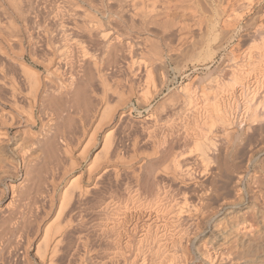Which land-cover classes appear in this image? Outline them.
Masks as SVG:
<instances>
[{
    "label": "rangeland",
    "instance_id": "rangeland-1",
    "mask_svg": "<svg viewBox=\"0 0 264 264\" xmlns=\"http://www.w3.org/2000/svg\"><path fill=\"white\" fill-rule=\"evenodd\" d=\"M160 0H158V2H157V4H158V6L159 7H161V6H163L164 5V3L165 2H167V3H165V6H166V4H168L167 6V11H168V13H169V15H170V17H171V19H174L175 20V22L174 23H176V20H180V21H177L179 24L181 23V24H183V25H185V27L187 28H185V30H184V32L186 31V33L187 32H189L190 31V33L189 34H191V35H187L188 36V39H186V40H188V41H186V42H184V44H181V42H178L179 44H181V45H179V44H177L176 43V41L178 40V38L180 37L179 35H180V33L177 31V26L174 28V30L176 29V31L173 33L174 34V36H172V34L170 35V38H171V40H172V44L171 45H169L168 47H167V44H164V45H162L161 47H160V49L162 50H160V52H161V56H162V58L164 59V62H165V66H164V68L163 69H161L160 70V68L158 69L159 70V72L161 73V72H163L162 73V76H163V78L160 76V73L158 72V71H155L156 73L155 74H157V75H154L155 76V79H156V85L158 86V88H162L163 90L161 91V93H160V95L159 96H157L154 100H152V102L149 104V107L148 106H146V105H144L142 102V96H140V97H138L139 95H144V91H145V89L147 88V86H149V83H147V82H145V83H139L136 87H137V91L135 90L134 92L136 93V95H133L134 97H132V101H130L128 104L127 103H122L121 101V104H123L122 106L119 104V103H116V101H117V94L114 92V88L115 87H113L114 85H115V83H116V78H114L113 76H111V74H112V72H111V74L110 75H108V73H110V71L112 70V65H113V63H114V61L116 60V58H118V60H122V62L124 63V62H126V60H127V57H126V55H125V58H123L124 56H116L115 54H113L115 51H112V53H109V52H111V50L110 49H108L107 51H103V49H100L99 47H91V48H94L92 51H94V52H96L97 53V48L99 49L98 50V53H100L101 54V56H100V54H98L99 56V58H98V60H100L99 61V63L101 64H99L98 66L101 68V69H103L104 70V68H105V70H104V72H106V70H107V72H106V74L105 75H103L102 76V74H96L95 73V69L93 68L92 70H93V72H94V75H95V78L94 79H97V80H93V77H92V79L91 80H93V81H95V82H93V84H92V82L91 81H89V80H87L88 78H86V77H84V76H82L83 75V71H80V70H84L83 68H88V59H84V61L82 60L83 58L82 57H80L79 58V56H78V53H75L77 56H78V58L79 59H77V56L74 54V53H72L73 55H75V57H76V60H77V62L79 63L80 61L82 62H85V63H83L82 62V64H81V62H80V64H76L77 62H76V60H75V57L73 56V60H70L72 63H69V65H68V61L67 62H64L63 64H62V67L63 68H61V71L62 72H60L63 76H61L60 75V73H58V75H57V73L56 74H54V72H53V69H52V67H54V64H56V61L55 62H51V58H53V57H51L50 58V56H51V54H53L52 52H54L53 50L55 49V41H53V40H55V39H52L49 35V32H46L43 28H47L46 26H48L47 25V11H45V10H48V8L47 7H49V0H44V3L41 5L42 6V11H43V14L41 15V17H40V19H39V21L42 23V26L43 27H40L39 29H40V31L41 30H43V32L41 31H39V29H37V28H35V29H33L32 27L31 28H28V27H30L29 25L28 26H25L24 27V25L25 24H22L23 22L21 21V23H20V19L18 18V16L16 15V12H14V8L12 7V6H14V2L13 1H10L9 2V0H0V4H1V6H0V33H2V34H0V35H5V33H6V35H8V34H11V32H8V30H10L11 29V27H13V29H11V30H13V34H12V36L13 37H15V39L17 40H15L13 37H12V39H14V40H12L11 39V45H12V47L13 48H11V46L9 45V44H6L5 43V41L4 40H2L1 38H0V43H5V44H3L2 43V47H4V53H1L0 54V58L1 59H4V61L6 60V58L7 57H9L8 59H7V61L9 62H11V64H10V62L9 63H7L6 61H5V64H4V61L2 60L1 61V59H0V62L2 63L3 62V64L1 65V63H0V77L1 76H4V77H1L0 78V106H2L1 107V113L0 114H4V115H6L8 112V110H10L11 109V107H9L11 104L8 102V101H6V100H4V96L3 95H5V98L6 99H8V100H11V99H15L16 101H17V104H18V106H17V108H16V110L17 109H19L18 111H16L18 114H19V116L20 115H22V116H20V119H22L21 117H23V123L24 122H26V124L24 125V126H18V125H15V126H11V128L9 129V135H7V137H6V135H5V140H3L2 138H3V136L1 137L0 136V139H2L3 140V142L0 140V220L1 219H4L5 217H7L8 215H9V213L12 211V210H14L15 211V213H16V217L15 218H13L12 220H10L9 222H8V226L6 227H3V229L5 228V230L6 231H4L2 228L0 229V233L2 232V236H0V239H1V241H0V243H1V245L2 246H0V264H44L45 262V264H50V262H49V259L48 260H45L44 258H43V252H44V248L43 247H45V245H43L42 243V245L41 246H43V247H41L40 246V249L38 250V252L36 253V251H37V245H38V243L41 241L42 242V240L41 239H43L42 237H43V234H44V229L47 227H49V228H51V229H53V230H51V231H55L56 230V228H55V225L56 224H58V223H60L61 225H66L67 226V235L68 236H66V239L64 240V242H66V240H73V238H75L73 241H75L74 242V244L75 245H77L78 244V246H79V243H80V245H81V247H79L80 249H81V251H80V249H79V251H75L74 252V250L72 251V250H67L66 251V249H65V247H67L66 245H68L67 243L68 242H66L65 244H61V248H62V250H60L58 253H57V255L54 257V261L52 262V264H59L58 262H61L60 264H88L89 262H90V264H93V263H97V264H100V263H102V260H103V258L106 256V254L108 253V251L110 250V248H112V250L111 251H113V247L115 246V245H113V244H108L109 242H108V240H111V239H107V236H105V234H101V232L102 231H100V229L102 228L101 226H100V222L101 221H105V219H109L108 220V222H110L112 219L114 220V218H116V219H121V220H123V219H128L125 223L127 224V225H130L131 224V222L132 221H134L135 220V218H136V215H134V213L133 214H131L130 212L129 213H127V212H123L122 214H115L114 213V211H112V210H114L113 208H115V206H114V204L116 205V203L118 202V204L116 205V206H121V207H123L124 205V207H128L130 204H132V207H134V206H140V205H137V202H138V204H142L143 205V207L144 206H146V204H147V206L148 205H150V203L149 202H153L155 205L153 206V207H155V206H159V207H166V206H169L170 204L171 205H174V201H175V204H181L182 202L183 203H185L186 201H187V203H192L193 201H195L196 200V196H195V194L193 193V191H192V188L194 187L193 186V183H192V185H191V182H189V180H187L188 182H185V181H181L180 179L178 180V179H175V180H173V175L174 174H176L177 173V170L175 169V166L173 167V165H174V159L172 158L173 157V154H174V152H177V149L179 150L180 149V151L181 150H183V151H181V153H179L180 151H178V158L179 159H177L176 158V160H180V161H183V159L181 160V158H180V155L182 154V153H184V154H187L188 152H191L192 150L194 151L195 150V146H194V144H192V143H190V141H188V142H173V144L172 143H170L171 141H169L168 139L166 140L165 138H163L165 135L164 134H166V132L168 133V132H170V131H168L169 129H167V128H165L166 127V120H161V119H164L165 118V115H168L169 114V108H170V103H168V99L169 98H171L172 97V99H173V97L175 96V98H177V97H179V95H178V88H180V86L181 85H184V84H186L187 82H191L192 83V85H193V89L194 88H197V89H199V88H201L200 86H202L203 85V81L207 78V76L208 75H210V74H212V73H215V74H217L218 72H220L222 69H224L226 66H227V63H228V52L230 51V50H234V52L236 53V54H240L244 49H246V47H248L249 48V46L251 45H248L249 44V42L252 40L251 38H253L252 36H253V32H255V29H256V31L259 29V27H260V25L263 23L264 24V0H161L160 2H162V4L163 5H161V3L159 2ZM165 1V2H164ZM13 2V3H12ZM48 4H47V3ZM79 3V4H81V2L80 1H78V0H74L73 1V3ZM97 2H100L99 0L97 1ZM106 2V1H105ZM108 2V1H107ZM9 3H11V4H9ZM109 3H111V4H109ZM108 3V5H111L112 7H114L116 4H114V2L113 1H111V2H109ZM159 3H160V5H159ZM9 4V5H8ZM147 4H150V3H147ZM48 5V6H47ZM4 6H5V8H4ZM47 6V7H46ZM3 7V8H2ZM44 7H46V8H44ZM13 8V9H12ZM45 9V10H44ZM7 10V11H6ZM11 10H13L12 12H11ZM250 10V11H249ZM45 11V12H44ZM12 13V14H14V15H12V14H6V13ZM14 12V13H13ZM262 13V14H261ZM6 14V15H5ZM261 14V15H260ZM4 15H5V17H4ZM16 15V16H15ZM263 15V16H262ZM8 16V17H7ZM12 17V18H10V17ZM4 19H3V18ZM6 18H8V19H10V20H8V19H6ZM230 18V19H229ZM15 19V21H13ZM42 19V20H41ZM238 19V20H237ZM227 20V21H226ZM232 20V21H231ZM234 20V21H233ZM10 21V22H9ZM18 21V22H17ZM199 21H201V22H199ZM226 21V22H225ZM4 22V23H3ZM6 22V23H5ZM8 22V23H7ZM12 22H14L13 24L14 25H12L11 26V24H12ZM184 22V23H183ZM199 22V23H198ZM224 22V23H223ZM228 22V23H227ZM9 23H11V24H9ZM46 23V24H45ZM232 23V24H231ZM261 23V24H260ZM6 24H8V26L6 25ZM177 24V23H176ZM211 24V25H210ZM228 24H230V25H228ZM234 24V25H233ZM257 24V25H256ZM258 24H260V25H258ZM4 25L5 26H7V29L8 30H4L5 29V27H4ZM11 27H10V26ZM16 25V26H15ZM20 25V26H19ZM198 25H200L201 26V28L202 27H204V30H209V32H208V41L209 42H207V44L205 43L203 46H201V47H199V48H193V47H191V39H192V41L193 40H195V39H197L196 37H197V35H198V37H199V35H201L200 33H202V31H204L203 30V28L201 29ZM204 25V26H203ZM233 27H232V26ZM4 28H3V27ZM20 28H19V27ZM215 26V27H214ZM224 26H226V27H224ZM231 26V27H230ZM256 26V27H255ZM258 26V27H257ZM262 26V25H261ZM2 27V28H1ZM16 27L18 28L17 29V31L18 30H20V32L18 31V32H16V30H14V28L16 29ZM24 27V28H23ZM104 27H111L110 28V30L112 31V32H117V28H113L111 25L110 26H104ZM192 29H190V28ZM197 27V28H196ZM199 27V28H198ZM216 29V32H214V34L215 33H218V38H214V36H213V32H210V29L212 30V29ZM230 28V29H229ZM3 29V30H2ZM22 29V30H21ZM25 31H24V30ZM28 29L30 30V31H28ZM115 29H117V30H115ZM199 29V30H198ZM223 29H225V30H227V29H229L230 30V32L228 33V35H225L222 31H223ZM10 30V31H11ZM27 30V31H26ZM38 30V31H37ZM200 30H202V31H200ZM236 30V31H235ZM15 31V32H14ZM23 31V32H22ZM35 31V32H34ZM195 31V32H194ZM197 31H199V32H197ZM235 31V32H234ZM247 31V32H246ZM27 33V34H25V33ZM29 32L30 33H32L33 32V37L35 38V39H33L35 42L37 41H39V43H38V45L40 46L41 45V47H39L38 45H36L37 43H34L33 44V46L31 47V46H29V41H28V34H29ZM177 32L179 33V34H177ZM197 32V33H196ZM24 33V34H23ZM45 33H47V35L45 34ZM194 35H196V37L195 36H193V34ZM252 34V36H251V34ZM15 34H17L16 36L17 37H21L20 39H21V41H20V39L19 38H16V36H15ZM20 34H23V35H20ZM37 34H38V36H37ZM42 34V35H41ZM46 35V37H45V35ZM176 34V35H175ZM188 34V33H187ZM234 34H236V35H234ZM242 34V35H241ZM249 34V35H248ZM35 35V36H34ZM39 35L41 36V37H39ZM177 35H178V37H177ZM225 35V37L223 38V36ZM230 35H233L232 36V38H233V41H231V40H229V36ZM24 36H27V37H24ZM189 36H191V37H189ZM245 36H247V37H245ZM37 37L40 39H37ZM44 39H43V38ZM49 37L51 38V43H53V44H51L50 42H49ZM173 37V38H172ZM195 37V38H194ZM25 39V40H23V39ZM214 38V39H213ZM240 38V39H239ZM244 38V39H243ZM27 39V40H26ZM37 39V40H36ZM46 39V40H45ZM174 39V40H173ZM177 39V40H176ZM227 39V40H226ZM241 39H243V40H241ZM241 42H240V41ZM42 42V44H40L41 42ZM43 41H45V42H43ZM47 41V42H46ZM180 41V40H179ZM231 41V42H230ZM239 41V42H238ZM14 42V43H13ZM17 42H18V44H17ZM26 42H27V45H26ZM173 42H175L177 45H175V43H173ZM233 42V43H232ZM243 42V43H242ZM21 45H20V44ZM44 43H48L47 45L46 44H44ZM185 43H187V44H185ZM225 45H224V44ZM227 43V44H226ZM243 45H242V44ZM251 43V42H250ZM51 44V45H50ZM190 44V45H189ZM231 44V45H230ZM8 45V46H7ZM34 45H36L35 46V48H34ZM50 45V46H49ZM184 45V46H183ZM187 47H186V46ZM213 45V46H212ZM224 45V46H223ZM227 45V46H226ZM246 45V46H245ZM25 46V47H24ZM48 48H47V47ZM170 46H172V47H170ZM178 46V47H177ZM180 46V47H179ZM205 46V47H204ZM236 46V47H235ZM28 47H31V48H29L28 49ZM37 47V48H36ZM47 48V49H45V48ZM50 47V48H49ZM76 47L77 46H74V47H71V48H69V53L71 52V50H72V48L74 49V52H77V50L78 49H76ZM171 48V50H170V48ZM176 47H177V49H176ZM185 47V48H184ZM242 47V48H241ZM179 48V49H178ZM24 49H26V50H24ZM43 49V50H42ZM51 49V50H50ZM182 49V50H181ZM29 50V51H28ZM31 50V51H30ZM34 50V51H33ZM36 50V51H35ZM50 50V51H49ZM175 50V51H174ZM10 51V52H9ZM24 51V52H23ZM27 51V52H26ZM33 51V52H32ZM38 51V52H37ZM42 52V53H40V52ZM48 51V52H47ZM149 51V52H148ZM147 52L146 51H144L145 53H147V56H149V57H152L153 58V56L155 55L156 57H154L153 58V61L156 59V62H157V60H158V57H157V55L156 54H153L152 52H151V50H148ZM6 52V53H5ZM8 52V53H7ZM104 52V53H103ZM153 54V55H151L150 56V54L151 53ZM30 53H31V56H30ZM34 53H36V54H34ZM47 53V54H46ZM51 53V54H50ZM103 53V54H102ZM150 53V54H149ZM4 54H6V55H3ZM9 54V55H8ZM12 54V55H11ZM33 54V55H32ZM104 54H106V55H104ZM115 56H113V55ZM103 55V56H102ZM7 56V57H6ZM53 56V55H52ZM5 57V58H4ZM13 57V59H10V58H12ZM36 57V58H35ZM39 57H41V59H39ZM102 57V58H101ZM106 59H105V58ZM44 58V59H43ZM49 58V59H48ZM108 58V59H107ZM122 58V59H121ZM225 58H226V60H225ZM16 59V60H15ZM103 59H104V62L102 63V61H103ZM140 59H142L143 60V57L142 58H140ZM13 60H15V61H13ZM18 60H20V61H18ZM47 60H50V61H48L47 62ZM74 60H75V62H74ZM90 60V59H89ZM125 60V61H124ZM145 60V59H144ZM12 61H13V63H12ZM22 61V62H21ZM109 61H111V63L109 62ZM129 61V60H128ZM19 62H21L24 66H26L27 65V67H30V68H34L33 70L35 71V72H37V78H39L38 80H37V78L36 77H34V78H32V80H33V82H32V84L34 83V80H36V82L38 81H41L40 82V87L38 88V85H37V87H35V85L33 86L32 84L31 85H29L30 83H31V79L29 80V78H31V77H29L27 74H26V71H25V69H24V66L21 64V63H19ZM43 62V63H42ZM107 62H109L110 64H108ZM155 62V61H154ZM6 63H7V65L8 64H10V66L8 65V67H7V65H6ZM14 63H15V65H14ZM19 63V65H17ZM49 63H52V64H49ZM71 64L73 65L72 66V68L74 69V67H75V70H74V73H75V71H76V73L77 72H79L78 73V75L76 74V78L74 79V80H72V81H75V82H72L70 79H72L71 78V72L70 73H68L70 70H72L71 69ZM85 64V65H84ZM105 64H107V65H105ZM69 67H68V66ZM75 65H77V66H75ZM82 65V66H81ZM105 65V66H104ZM111 65V66H110ZM4 66H6L5 68H4V70H3V67ZM17 66H18V68H17ZM23 66V67H22ZM48 66V67H47ZM80 66H81V68H80ZM86 66V67H85ZM223 66V67H222ZM9 67H10V69H9ZM68 67V68H67ZM110 67H111V69H110ZM13 68V69H12ZM17 69V71H16V69ZM23 68V69H22ZM67 68V69H66ZM70 68V69H69ZM9 69V70H8ZM15 69V70H14ZM51 69H52V71H51ZM80 69V70H79ZM221 69V70H220ZM8 70V71H7ZM24 70V71H23ZM67 70H68V72H67ZM110 70V71H109ZM220 70V71H219ZM11 71V72H10ZM109 71V72H108ZM6 72V73H5ZM66 74H65V73ZM2 73V74H1ZM10 73V74H9ZM13 73H15V74H13ZM82 73V74H81ZM121 73V76H120V78L122 77H125V75H124V73L126 74V72H124V71H122V72H120ZM8 76H7V75ZM27 75V77H26V75ZM69 74V75H68ZM80 74H81V77H79L80 76ZM35 75V76H36ZM97 75H99L100 76V78H99V76H97ZM49 76V77H48ZM51 76V77H50ZM61 76V77H60ZM70 76V77H69ZM78 76V77H77ZM97 76V77H96ZM102 76V77H101ZM157 76V77H156ZM161 78H160V77ZM29 77V78H28ZM56 77V78H55ZM60 77V78H59ZM65 77H68V78H70L69 79V81L71 82H66V80H68V79H66ZM83 77V78H82ZM104 77H105V79H106V84H104L105 82V80H104ZM108 77V78H107ZM110 77V78H109ZM114 78V79H112V78ZM4 78V79H3ZM54 78L56 79V80H58V81H56V80H54ZM58 78V79H57ZM85 78V79H84ZM17 79V80H16ZM25 79V80H24ZM28 79V80H27ZM61 79V80H60ZM65 79V80H64ZM77 79V80H76ZM78 79H80V80H78ZM98 79L100 80V81H98ZM111 79V80H110ZM161 79H163L162 81H161ZM48 82H47V81ZM53 80H54V82L56 81L57 82V84L58 85H56L55 83H52L53 82ZM102 80V81H101ZM28 81H29V83H28ZM63 81H65V82H63ZM110 81H112L111 83H110ZM15 84H14V83ZM51 82V83H50ZM60 82H62V85H61V83ZM77 82H79L78 83V85L80 86V87H77L78 85H77ZM86 84H85V83ZM88 82V83H87ZM91 82V83H90ZM124 82V81H123ZM12 83V84H11ZM74 83H76V85L77 86H75L74 85ZM102 83V84H101ZM37 84H39V83H37ZM44 84H46V85H44ZM47 84H48V86H47ZM52 84H54V85H56L57 87H55V86H53V88L54 89H52ZM59 84H60V87H59ZM73 84V85H72ZM85 84V85H84ZM89 86H88V85ZM91 84V85H90ZM110 84V85H109ZM111 84H112V86H111ZM142 84V85H141ZM13 85L15 86V87H13ZM42 85H43V87H42ZM64 85V86H63ZM71 85V86H70ZM84 85V86H83ZM141 85V86H140ZM29 86H32V87H35V90H34V88H32L33 90H34V93L35 92H38V93H35V94H38L37 95V98H36V96L34 95V93H32L31 91H33L32 89H30V87ZM51 88H50V87ZM68 86V87H67ZM106 86V87H105ZM111 86V87H110ZM139 86V87H138ZM163 86V87H162ZM3 87V88H2ZM6 87V88H5ZM70 87V88H69ZM72 87H76L77 88V90L78 91H76V88H75V90H74V88H72ZM93 87V88H92ZM125 87V86H124ZM123 86H122V89L121 90H124L125 91V93H126V90H127V88L125 87V89H123L124 88ZM9 88V89H8ZM49 88H50V90H49ZM57 88V91L55 92L54 90ZM61 88V89H60ZM63 88V89H62ZM5 89V90H4ZM38 89V90H37ZM43 90V92L44 93H41L42 92V90ZM45 89V90H44ZM46 89H48V91L46 90ZM59 89V90H58ZM65 89V90H64ZM81 89H82V91L85 89V92L86 93H83L82 94V91H81ZM143 89H144V91H143ZM7 90V91H6ZM16 90H17V92H16ZM30 92H29V91ZM52 90H53V93H52ZM40 91V92H39ZM58 91H60V92H58ZM64 91H68V96L66 95V93L64 92ZM106 91H111V92H114V93H111V92H106ZM140 91H141V93H140ZM142 91H143V93H142ZM9 92V93H8ZM13 92V93H12ZM15 92V93H14ZM18 92H19V94H18ZM58 92V93H57ZM64 92V93H63ZM80 92H81V94H80ZM90 92H91V94H90ZM104 94H103V93ZM22 93V94H21ZM53 95H52V94ZM60 93H61V96L59 97V95H60ZM134 93V94H135ZM3 94V95H2ZM13 94H15V95H13ZM18 94V95H17ZM43 94H44V97L42 98L41 97V95L43 96ZM47 94V95H46ZM51 94V95H50ZM56 94V95H55ZM58 94V95H57ZM64 94V95H63ZM71 94V95H70ZM74 94H75V96H74ZM115 94V95H114ZM10 95V96H9ZM34 95V97H32ZM51 96V98L50 97H48V96ZM85 97H84V96ZM87 95H91V96H87ZM105 95H106V98H105ZM113 95H114V97H113ZM3 96V97H2ZM15 96H18V99L19 100H17V97H15ZM20 96V97H19ZM52 96H54V98H52ZM65 96V97H64ZM100 96V97H99ZM102 96H104V97H102ZM116 96V97H115ZM124 96H127L126 94H124ZM171 96V97H170ZM15 97V98H14ZM23 97V98H22ZM56 97V98H55ZM59 97V98H58ZM66 97L68 98V99H66ZM92 97V98H91ZM107 97H108V99L109 100H107ZM144 97H145V95H144ZM2 98H3V100H2ZM35 98H36V100H35ZM43 99V100H41L40 101V99ZM49 98V100L48 101H46L47 99ZM62 99V100H58V99ZM64 98H65V100H64ZM96 98V99H95ZM101 98H103L102 100H101ZM117 98V99H116ZM134 98V99H133ZM34 99V100H33ZM54 99V100H53ZM63 100L65 101V102H63ZM74 100V101H73ZM111 100V101H110ZM113 100H114V102H113ZM39 101V102H38ZM52 101V102H51ZM89 101V102H88ZM100 101V102H99ZM108 101V102H107ZM109 101H110V103H109ZM135 101V102H134ZM170 101V100H169ZM8 102V103H7ZM67 102V103H66ZM113 102V103H112ZM133 104H132V103ZM47 103H49V105L47 106ZM58 103V104H57ZM81 103V104H80ZM111 103H112V105H114L113 107L115 108V106L117 107L118 105H119V107H121V111L122 112H125V113H129V115L127 114V116L126 117H124V119H123V117H118L117 119H116V122H114V119H113V113H114V111L115 110H113L114 108L112 107H110L111 106ZM136 103V104H135ZM6 104V105H5ZM10 104V105H9ZM40 104V105H39ZM63 104H65V106L63 105ZM77 104V105H76ZM92 106H91V105ZM105 104V105H104ZM110 104V105H109ZM42 105H44V106H42ZM63 106V109H61L62 107H60V106ZM69 105V106H68ZM75 105L77 106V107H75ZM95 105V106H94ZM41 106V107H40ZM46 106H47V108H46ZM57 106V107H56ZM142 106V107H141ZM146 106V107H145ZM4 107V108H3ZM8 107V108H7ZM60 107V108H59ZM69 107H71V110H70V108ZM78 107H80V108H78ZM83 107H85L86 109H84ZM87 107H88V110H87ZM129 107V108H128ZM134 107V108H133ZM138 107V108H137ZM43 108H45V109H43ZM52 108V109H51ZM64 108H65V110H64ZM69 108V109H68ZM82 108H83V110H82ZM106 108L107 109H109V110H106ZM111 108V109H110ZM125 108V109H124ZM133 108V109H132ZM2 109H4L3 111V113H2ZM7 109V110H6ZM60 109V110H59ZM67 109H68V111H67ZM79 109V111H77ZM81 109V110H80ZM100 109H102V110H100ZM125 111H124V110ZM130 109V110H129ZM12 110V109H11ZM10 110V111H11ZM45 110V111H44ZM51 110H52V112H51ZM63 110V111H62ZM75 110V111H74ZM90 110V111H89ZM104 110H106V111H109L108 113H106V115H105V113H102V111H104ZM72 113H71V112ZM74 111V112H73ZM83 111V112H82ZM99 111V112H98ZM106 111H104V112H106ZM120 111V112H121ZM6 112V113H5ZM22 112V113H21ZM64 112H66L67 113V115H66V113L64 114ZM69 112V113H68ZM75 112H77V113H75ZM90 112H92L91 114H90ZM94 112H95V114H94ZM151 112V113H150ZM23 113H25L24 115H23ZM31 113L33 114V115H31ZM61 113V114H60ZM154 113V114H153ZM57 114V115H56ZM71 114H73L72 116H71ZM87 114V115H86ZM93 114H94V116H93ZM112 114V115H111ZM240 114L241 113H239L238 114V117H237V122H239L240 121ZM35 115V116H34ZM65 115V116H64ZM88 115H90V118L88 119L87 117H89ZM91 115H92V117H91ZM153 115V117H151ZM158 115H161V116H158ZM25 116H26V118H25ZM33 116V117H32ZM66 116H67V118H66ZM70 116V117H69ZM99 116H101V117H99ZM55 117H56V119H55ZM86 117V118H85ZM130 117V118H129ZM241 117H242V115H241ZM34 119V122H31L33 119ZM60 118V119H59ZM66 118V119H65ZM69 118H73V120L74 119H76V120H74V122H73V120H68ZM85 118V119H84ZM92 118V119H91ZM99 118H101L102 119V121H101V119H99ZM121 118V119H120ZM153 118H155V119H153ZM240 118V119H239ZM27 119H28V122H27ZM55 119V120H54ZM91 119V120H90ZM94 119H95V121H94ZM119 119V120H118ZM123 119V120H122ZM141 119V120H140ZM147 119V120H146ZM57 120H60V121H57ZM61 120H62V122H61ZM78 120H79V122H78ZM86 120H87V122H86ZM98 120V121H97ZM106 120H107V122H106ZM125 120V121H124ZM127 120V121H126ZM147 121V123H146V121ZM155 120V121H154ZM58 123H57V122ZM68 121V122H67ZM97 121V122H96ZM148 121H149V123H148ZM152 121V123L155 125V127L154 128H156V129H154L153 128V130H151L152 129V126H154L152 123H150ZM64 122L68 125V126H66V124H64ZM82 122V123H81ZM101 122H103L102 124H104V125H101L100 123ZM110 122V123H109ZM118 122H119V124H118ZM163 122V124L165 125V127H163V124H161ZM165 122V123H164ZM58 125H57V124ZM59 123H60V126H59ZM109 123V124H108ZM120 123H125V124H123V126H122V124H120ZM1 124V123H0ZM72 124H73V127H72ZM77 124V125H76ZM81 124V126H79ZM117 126H116V125ZM149 124V125H148ZM150 124H152V126L150 125ZM61 125L63 126V127H61ZM66 127H65V126ZM71 125V126H70ZM88 125V126H87ZM56 126V127H55ZM79 126V128L80 129H78L77 127ZM85 126V127H84ZM116 126V127H115ZM148 126V127H147ZM5 126L3 125L2 126V124L0 125V130H3V128H4ZM7 127V126H6ZM6 127L4 128V129H6ZM95 127H96V129H95ZM113 127V128H112ZM119 127V128H118ZM126 127H128L129 129H127ZM149 127H151V128H149ZM24 130H23V129ZM26 128V129H25ZM44 128H46V129H44ZM65 128V129H64ZM66 128H68V129H66ZM70 128H72L73 130H71ZM97 129H98V131H97ZM119 129V130H118ZM158 129V130H157ZM55 130H57V131H59V133L58 132H56ZM66 130H68V131H66ZM71 130V131H70ZM118 130V131H117ZM128 130V131H127ZM156 130V131H155ZM177 130H179V131H182L183 129H181V127L180 128H178ZM24 131H26V134H25V132ZM64 131H66V133L64 132ZM70 131V132H69ZM73 131V132H72ZM124 131V132H123ZM142 131V132H141ZM144 131H145V133H144ZM33 132V133H32ZM114 132V133H113ZM128 133V134H126V133ZM152 132H154V134L152 133ZM205 132H207L206 131V129H204V131H200V134H204ZM248 132V131H247ZM11 133V134H10ZM43 133V135L41 136V134ZM82 133V134H81ZM148 133H149V135H150V137L148 136ZM161 133V134H160ZM248 133H252V131L250 130ZM36 134V135H35ZM53 134V135H52ZM81 134V135H80ZM92 134H93V136H97L96 138L95 137H93L92 136ZM96 134V135H95ZM112 134H114L113 135V137H114V139H113V137H112ZM141 134H142V136H141ZM151 134H152V136H151ZM158 134V135H157ZM160 134V135H159ZM123 135V136H122ZM128 135V136H127ZM145 135V136H144ZM164 135V136H163ZM41 136V137H40ZM51 136H53V138H54V136H55V140L53 141L52 139V137ZM82 136V137H81ZM104 136V137H103ZM116 136V137H115ZM118 136V137H117ZM119 136H120V138H119ZM30 137H31V139H30ZM58 137H60L59 138V140H58ZM62 137V138H61ZM128 137V138H127ZM139 137V138H138ZM141 137H142V139H141ZM145 137V138H144ZM153 137V138H152ZM52 138V139H51ZM108 138V139H107ZM119 138V139H118ZM122 138H124V139H122ZM148 138V139H147ZM151 140H153L151 143L149 142V141H151ZM159 138V139H158ZM163 140H162V139ZM44 139V140H43ZM48 139V140H47ZM57 139V140H56ZM74 139V140H73ZM132 139V140H131ZM135 139V140H134ZM34 140H38L39 141V145L37 144V146L36 147H32L31 145H33V142H34ZM41 140V141H40ZM47 140V141H46ZM79 140V141H78ZM88 140L89 141H91L92 142V144H91V142H89V144H91V146L89 145H87V142H88ZM108 140L110 141V142H108ZM114 142H113V141ZM117 140V141H116ZM119 140V141H118ZM121 140V141H120ZM139 141V144L137 145V143H138V141ZM155 140V141H154ZM160 140V141H159ZM46 141V143H44V142ZM52 141V142H51ZM61 141V142H60ZM78 141V142H77ZM124 141H126V143L124 142ZM135 141V142H134ZM142 141V142H141ZM48 142V143H47ZM55 142L56 143H59V144H55ZM65 142V143H64ZM68 142V143H67ZM95 142V143H94ZM117 142V143H116ZM122 142V143H121ZM148 142V143H147ZM154 142H155V145H154ZM167 142V143H166ZM111 143V144H110ZM115 143V144H114ZM120 145H119V144ZM124 143V144H123ZM135 143V144H134ZM162 145H161V144ZM177 143H180V145L178 144H175ZM243 143H245V141L244 142H242V144ZM44 144H45V147H43L44 146ZM46 144H48V145H46ZM54 145V147L56 148H54L53 147V145ZM242 144H239L238 145V154H235L234 156H231V158L234 160H231V161H229L228 162V168H227V170L225 169V166L223 167V169L224 170H226V172L223 170V175L222 176H220L219 177V181L217 182V185H218V188H220L219 190L220 191H218L217 193H219V195H221V194H223V195H221V196H227V194H228V191H230L231 189L233 190H231V193L233 194V195H235V193H236V191H238L239 190V187H241L242 188V185H240V186H235V185H232V184H234V180H233V182H232V180L231 179H235L236 178V176L239 174V173H241L242 172V170H243V167H244V169L246 170V167H248V165H249V169H250V171H251V173H253L254 171H256L259 167H258V165H259V163H257V164H252V162H251V160L249 159V155H250V151H249V149H250V147H248L247 145H242ZM8 145V146H7ZM60 147L61 146V148L60 149H58V146ZM63 145H64V147H63ZM122 145V146H121ZM173 145V146H172ZM241 145H242V147H241ZM24 146V147H23ZM30 146V147H29ZM42 146V147H41ZM52 148V153H51V148ZM70 146V147H69ZM156 146V147H155ZM160 146V147H159ZM264 145H262L261 146V149H262V151L264 150V147H263ZM40 147V148H39ZM50 148V150H49V148ZM103 147V148H102ZM115 148V153H114V148ZM119 147V148H118ZM155 148V149H153V148ZM159 147V148H158ZM171 147H172V149H171ZM175 147H178L177 149L175 148ZM32 148V149H31ZM39 148V149H38ZM122 148H124V149H122ZM173 148H174V150H173ZM253 149H254V147H252ZM27 149H30L29 151H25V150H27ZM46 149V151H44ZM67 149V150H66ZM103 151V154L101 153V151ZM113 149V150H112ZM117 149V150H116ZM121 149V150H120ZM176 149V150H175ZM247 149V150H246ZM256 149V148H255ZM254 149V150H255ZM21 150H22V152H23V154H22V152H21ZM41 150V151H40ZM60 150V153L59 152H57V151H59ZM61 150H64V151H66V152H64V153H62L61 152ZM69 150V151H68ZM87 150H89V151H86ZM98 150H99V152H98ZM120 150V151H119ZM154 150V151H153ZM171 150V151H170ZM243 150V151H242ZM248 153V154H246V152ZM257 150V149H256ZM84 151H85V154H84ZM110 151L111 152H113L114 153V155H116L115 157L113 156L112 157V155L110 154V156H109V154H107V153H110ZM121 151H122V153H121ZM139 151V152H138ZM165 151V152H164ZM192 151V152H193ZM261 151V152H262ZM45 152V153H44ZM47 152V153H46ZM70 152V153H69ZM98 154H97V153ZM155 152H157V154H155ZM164 152V153H163ZM21 153V154H20ZM42 153V154H41ZM56 153V154H55ZM62 153V154H61ZM88 153V154H87ZM135 153V154H134ZM173 153V154H172ZM194 153V152H193ZM257 153H259V152H257ZM264 153V152H263ZM29 154V155H28ZM32 154V155H31ZM52 154V155H51ZM54 154L56 155V156H54ZM64 154V155H63ZM84 154V155H83ZM87 154V155H86ZM101 154H102V157H101ZM105 154V156L103 157V155ZM120 154H123V155H121L122 156V160L124 159V161H123V163H121L122 162V160L120 159L121 157H119V155ZM167 154V155H166ZM170 154V155H169ZM172 154V155H171ZM244 154H246L245 156H244ZM23 155H25V156H28V158H29V162L31 161V163H32V161H33V163H35V164H33L32 163V166L30 165L29 166V168H31V169H29V174L27 175V178H28V180H26V182H22V180H23V178L25 177V169L22 167V163H21V161H20V157L21 156H23ZM100 155V159H99V156ZM146 155V156H145ZM237 155V156H236ZM239 155V156H238ZM44 156V157H43ZM52 156V157H51ZM67 156V157H66ZM109 156V159H112L111 161L107 158ZM123 156H125L126 158H124ZM135 156V157H134ZM147 156H149V157H147ZM195 156L196 157H198V155H196L195 154ZM235 156H236V158L238 159H236L235 158ZM5 157V158H4ZM42 157L45 159H42ZM63 159H62V158ZM110 157H112V158H110ZM133 157V158H132ZM136 157H137V159H136ZM169 157H171V158H169ZM195 157V158H196ZM32 158V159H31ZM48 158H50V159H48ZM72 158H73V160H72ZM97 160H96V159ZM129 158H130V160L132 161V162H128V161H130L129 160ZM135 158V159H134ZM243 160H242V159ZM244 158H245V160H244ZM259 158L262 160H264V154H262L261 153V155L259 156ZM65 159V160H64ZM71 159V160H70ZM128 159V160H127ZM133 159V160H132ZM170 159H173V160H171V161H169ZM190 161H189V160ZM187 160L189 161V162H192V165H191V167H192V170H191V172H194V170H199L198 171V173H197V171H195L194 172V174H198V175H200L199 176V178H201V179H203L204 181H208V178H209V175H210V173L209 172H211L212 170L209 168V166H208V172H207V170H206V165H203V163H199V161L197 162V166H196V164L195 163H193V162H195V161H193V159H190V158H188ZM248 159V160H247ZM10 162H9V161ZM56 160V161H55ZM96 160V161H95ZM116 160V161H115ZM126 160V161H125ZM148 160V161H147ZM158 160V163L156 164L155 162ZM168 160V161H167ZM186 159L184 160L185 162L187 161ZM240 160V161H239ZM247 160V161H246ZM58 161V162H57ZM101 161V162H100ZM115 161V162H114ZM120 161V162H119ZM187 161V162H188ZM19 162V163H18ZM64 162V163H63ZM100 162V163H99ZM117 162H119V163H117ZM128 162V163H127ZM153 162V163H152ZM169 162H171L170 163V165H169ZM237 162V164H235ZM251 162V163H250ZM260 162V161H259ZM30 163V164H31ZM64 164V165H62V164ZM92 163V164H91ZM94 163V164H93ZM98 163H99V168L96 166V165H98ZM121 163V164H120ZM155 163V164H154ZM232 163V164H231ZM249 163V164H248ZM264 163V162H263ZM2 164L4 165V166H2ZM6 164H8L7 166H6ZM10 164V165H9ZM51 164V165H50ZM54 164V165H53ZM59 164H60V166H59ZM107 164V165H106ZM109 164H111V165H109ZM117 164V165H116ZM142 164H144V165H142ZM164 164V165H163ZM199 164V165H198ZM239 164V165H238ZM246 164V165H245ZM14 167H13V166ZM34 165V166H33ZM92 167H91V166ZM133 165V166H132ZM140 165V166H139ZM148 165V166H147ZM152 165V166H151ZM163 165V166H162ZM172 165V166H171ZM195 165V166H194ZM203 165V166H202ZM231 165V166H230ZM232 165H233V167H232ZM236 165V166H235ZM244 165V166H243ZM54 166V167H53ZM128 166H130L129 168H128ZM158 166L161 168L160 170H159V168H158ZM167 166V167H166ZM194 166V167H193ZM205 166V167H204ZM239 166H241L240 168H239ZM251 166V167H250ZM7 167V168H6ZM10 167V168H9ZM17 169H16V168ZM37 167V168H36ZM58 167V168H57ZM116 167V168H115ZM174 169H173V168ZM199 167V169H197ZM258 167V168H257ZM6 168V169H5ZM39 168V169H38ZM41 168V169H40ZM96 170H95V169ZM113 168H114V170H113ZM138 168V169H137ZM164 168H166V169H164ZM238 168V169H237ZM50 169V170H49ZM87 169H89V170H87ZM92 169V170H91ZM126 170L127 171V173H126V175H125V171L123 172V170ZM131 169V170H130ZM194 169V170H193ZM203 171L204 169V171L205 172H201V170ZM4 170H8L7 172L6 171H4ZM18 170V171H17ZM45 170V171H44ZM52 170V171H51ZM108 170V171H107ZM112 170V171H111ZM121 170V171H120ZM134 170V171H133ZM163 170V171H162ZM210 170V171H209ZM30 171H32L31 173H30ZM92 173H91V172ZM106 171V172H105ZM133 171V172H132ZM138 172V173H136V172ZM164 172V173H162V172ZM241 171V172H240ZM244 171V170H243ZM17 172V173H16ZM37 172V173H36ZM88 172H90L89 173V175H88ZM145 172V173H144ZM201 172V174H199ZM235 172V173H234ZM115 173V174H114ZM129 173V174H128ZM144 173V174H143ZM231 175H230V174ZM237 173V175H235ZM36 174H37V176H36ZM47 174H49V175H47ZM54 174V175H53ZM91 174V175H90ZM101 174H104V175H101ZM131 174V175H130ZM135 174V175H134ZM136 174H140L139 176L138 175H136ZM147 174V175H146ZM152 174V175H151ZM158 175V176H156V175ZM46 175V176H45ZM100 175L101 176H103L102 178H105V179H102L101 177H100ZM112 175H113V177H112ZM133 175V176H132ZM144 175V176H143ZM149 175H151V176H149ZM201 175H203L202 177H201ZM206 175V176H205ZM2 176V177H1ZM36 176V177H35ZM127 176V177H126ZM132 176V177H131ZM136 177V179H135V177ZM143 176V177H142ZM147 178H146V177ZM154 176H156V177H154ZM205 176V177H204ZM227 176V177H226ZM89 177V178H88ZM91 177V178H90ZM100 177V178H99ZM120 177V178H119ZM131 177V179L130 180H133V181H130V182H132V183H130V182H128L129 181V178ZM140 177H142V178H140ZM159 177V178H158ZM204 177V178H203ZM227 179H229V178H231L230 180H231V182H229L228 180H226V178ZM33 178H34V180H33ZM36 178V179H35ZM42 179V180H39V179ZM48 178V179H47ZM80 178V179H79ZM88 178V179H87ZM124 178H126V179H124ZM207 178V179H206ZM228 182H225L224 181V179ZM30 179H31V181H30ZM46 179V180H45ZM97 179H98V181H97ZM102 179V180H101ZM123 179V181H121ZM139 181H138V180ZM149 179H150V181H149ZM153 179H155L156 181H158V183H155V182H152L153 181ZM223 179V180H222ZM37 180H38V182H37ZM54 180V181H53ZM114 180H115V182H114ZM118 180V181H117ZM128 180V181H127ZM135 180H137V182L135 181ZM143 180L144 181H146V182H143ZM161 180V181H160ZM173 180V181H172ZM222 181V183H221V181ZM28 181V182H27ZM33 181V182H32ZM109 181V182H108ZM142 182V184H141V182ZM150 182V184L152 185H150L149 184V182ZM168 181V184H169V182H170V185H168V184H166V182ZM174 181H176L177 182V184H175L176 182H174ZM45 182V183H44ZM52 182V183H51ZM76 182V183H75ZM104 182V183H103ZM116 182H118L117 184H116ZM122 182H124L123 184H122ZM133 182H134V185H133ZM162 183V190H161V183ZM184 182V184H182ZM223 182H225L224 183V185H223ZM252 181H250L249 180V183H250V188L252 189H254V187L256 186V184H254V182L253 183H251ZM32 183H33V185H32ZM37 183V184H36ZM50 183H51V185H50ZM157 184V186H159L158 188L155 186V184ZM160 183V184H159ZM163 183H165L164 185H163ZM171 183H174V184H171ZM221 183V184H220ZM10 184V185H9ZM11 184H12V187H10L11 186ZM24 186H23V185ZM75 184H76V186H75ZM104 184V185H103ZM115 184V185H114ZM127 184V185H126ZM135 184H137L136 186H135ZM142 186H140V185ZM253 184H254V186H253ZM22 185V186H21ZM31 185V186H30ZM45 185V186H44ZM69 185H70V188H69ZM81 185V186H80ZM106 185H107V187H106ZM144 185V186H143ZM150 187H149V186ZM177 185V186H176ZM184 187H183V186ZM228 185V186H227ZM20 186V187H19ZM28 186H30V187H28ZM36 186V187H35ZM43 186H44V188H43ZM55 186V187H54ZM74 186V187H73ZM110 186V187H109ZM116 186V188H113V187H115ZM120 186V187H119ZM127 186V187H126ZM130 186V187H129ZM135 188H134V187ZM138 186V187H137ZM146 186V187H145ZM165 186H167V187H165ZM172 186V187H171ZM179 186H181V187H179ZM223 186H226V187H223ZM244 186V185H243ZM19 187V188H18ZM49 187H50V189H49ZM76 187V188H75ZM80 187H82V188H80ZM88 187H89V191H91V192H89L88 191ZM112 187V188H111ZM148 187V188H147ZM168 187H170V188H168ZM175 187V188H174ZM192 187V188H191ZM222 187L224 188V189H222ZM236 187H237V189H236ZM12 188H17V189H15V193L17 194V198H16V201L17 202H15L16 203V205L17 206H15V204L13 203V204H11V206L10 207H8V208H6V205H7V203L11 200V198H12V191H13V189ZM29 188H31V190L29 189ZM38 188H40V189H38ZM68 188V190H66V189ZM101 188V189H100ZM118 188V189H117ZM124 188H125V190H124ZM132 188V189H131ZM160 189V191L159 190H155L156 192H154V190L153 189ZM163 188L165 189V188H168L169 190H171V191H168V189H165V190H163ZM181 188V189H180ZM182 188H183V190H186V191H182ZM49 189V190H48ZM70 189V190H69ZM73 189V190H72ZM77 189V190H76ZM84 189V190H83ZM111 189V190H110ZM115 189V190H114ZM117 189V190H116ZM134 189V190H133ZM135 189H138V191L137 190H135ZM250 189V190H251ZM12 190V191H11ZM40 190V192H41V190H42V192L40 193H38V191ZM44 190V191H43ZM53 190V191H52ZM105 190H106V192H105ZM123 190V191H122ZM131 191V192H129V191ZM175 190H177V191H175ZM179 190V191H178ZM181 190V191H180ZM192 192H191V191ZM225 190V191H224ZM228 190V191H227ZM47 191V192H46ZM67 191H70V192H68V194H66L65 195V192H67ZM83 191V192H82ZM96 191V192H95ZM117 191V194L115 193V192ZM127 191V192H126ZM137 191V192H136ZM159 191V192H158ZM164 191V192H163ZM189 191H190V193H189ZM19 192V193H18ZM22 192V193H21ZM76 193V195H78V196H76L75 195V193ZM78 192L80 193V194H78ZM94 192V193H93ZM114 192V193H113ZM134 192V193H133ZM181 192V194H179ZM184 192V193H183ZM234 192V193H233ZM3 193V194H2ZM33 193V194H32ZM45 193V194H44ZM50 193V194H49ZM56 193V194H55ZM64 193V194H63ZM93 193V194H92ZM105 193V194H104ZM126 193H127V196H126ZM141 193V194H140ZM151 195H150V194ZM155 193V194H154ZM156 193H158V194H156ZM163 193V194H162ZM182 193H183V195H182ZM185 193H189L188 194V198H187V194H185ZM27 194V195H26ZM42 194V195H41ZM63 194V195H62ZM92 194V195H91ZM99 194V195H98ZM108 194V195H107ZM120 194V195H119ZM144 194H147L148 196H146L145 197V195ZM161 194H162V196H161ZM165 194H169L168 196L167 195H165ZM191 194V195H190ZM193 194V195H192ZM226 194V195H225ZM2 195V196H1ZM29 195V196H28ZM35 195V196H34ZM46 195V196H45ZM53 195V196H52ZM65 195V196H64ZM114 195V196H113ZM117 195V196H116ZM122 195H125V196H122ZM141 195V196H140ZM143 195V196H142ZM156 195V196H155ZM172 197H171V196ZM186 195V196H185ZM233 195H232V197L229 199L230 201L232 200V201H234L235 199H233L234 197H233ZM252 195V194H251ZM41 196V197H40ZM64 196V200H62L61 198ZM67 196V197H66ZM75 196L78 198V200H77V198H75ZM84 196V197H83ZM94 196V197H93ZM96 196V197H95ZM97 196H99V197H97ZM116 196V197H115ZM120 196V197H119ZM137 198H136V197ZM150 196V197H149ZM164 196H165V198H164ZM215 196V195H214ZM214 196H212V204H215L214 202H216L217 201V198H216V196L214 197ZM36 197V198H35ZM40 197V198H39ZM43 197V198H42ZM46 197V198H45ZM55 197V198H54ZM80 197V198H79ZM93 199H92V198ZM115 197V198H114ZM117 197H118V199H120V200H118L117 199ZM140 197H142V198H140ZM143 197H144V199H143ZM154 197H159L158 198V201H157V199L156 198H154ZM162 197H163V199H162ZM184 197V198H183ZM214 197V198H213ZM91 198V199H90ZM97 198V199H96ZM132 198V199H131ZM150 200H153V201H150ZM161 198V199H160ZM166 198H168V199H166ZM170 198H172V199H170ZM187 198V199H186ZM216 198V199H215ZM28 199V200H27ZM43 199H45V200H47L48 199V201H45V200H43ZM74 199V200H73ZM82 201H81V200ZM106 199V200H105ZM118 200L117 202H115V200ZM142 199V200H141ZM146 199V200H145ZM181 199H186V201L184 202L183 200H181ZM189 199V200H188ZM33 200V201H32ZM36 200V201H35ZM60 200H62L61 202H60ZM102 200V201H101ZM124 200V201H123ZM141 200V201H140ZM148 200V202H146ZM161 200H162V202H161ZM166 200H168V201H166ZM169 200H171V201H169ZM94 201V202H93ZM104 201V202H103ZM109 201V202H108ZM125 201H129V202H131V203H129V202H125ZM188 201H190V202H188ZM197 201V200H196ZM36 202V203H35ZM53 202V203H52ZM87 202V203H86ZM112 202H114V204L112 203ZM123 202V203H122ZM134 202V203H133ZM140 202V203H139ZM145 202V203H144ZM157 202V203H156ZM160 202V203H159ZM167 202V203H166ZM179 202H181V203H179ZM41 203V204H40ZM46 203V204H45ZM51 203V204H50ZM61 203V204H60ZM120 203V204H119ZM152 203V204H153ZM165 203V204H164ZM170 203V204H169ZM182 203V204H183ZM20 204H23V205H20L21 206V208H19L18 206ZM38 204H40L39 206H38V208H37V206L36 205H38ZM76 204H78V206L76 205ZM93 204V205H92ZM99 204H100V207H99ZM102 204V205H101ZM108 204V205H107ZM110 204V205H109ZM113 204V205H112ZM135 204V205H134ZM152 204H151V206H152ZM157 204V205H156ZM162 204H164V205H162ZM167 204V205H166ZM13 205V206H12ZM34 207V209H33V207ZM44 205V206H43ZM46 205V206H45ZM50 205V206H49ZM52 205H53V208H52ZM70 205H71V207H70ZM88 205V206H87ZM97 206V207H95V206ZM106 207H105V206ZM127 205V206H126ZM26 207V209L24 210V208ZM29 206V207H28ZM49 208H48V207ZM62 206V208H60ZM79 206H81L82 208L85 206V208H81V207H79ZM92 206H93V208H92ZM41 207V208H40ZM45 207V208H44ZM46 207H47V209H46ZM69 207V208H68ZM77 207H78V209H77ZM101 207L103 208H105V209H107L106 211H104V209L102 210L101 209ZM108 207V208H107ZM111 207V208H110ZM113 207V208H112ZM130 207H131V205H130ZM16 208V209H15ZM27 208H31L30 210V213H28L29 212V209H27ZM40 208V209H39ZM60 208V209H59ZM74 208H75V210H74ZM81 208V209H80ZM89 209V211L90 212H88V209ZM97 210H96V209ZM111 210H110V209ZM4 209V211H1V210H3ZM19 209V210H18ZM22 209V210H21ZM39 210V211H36V210ZM46 210V211H44V210ZM49 209V210H48ZM94 211H93V210ZM10 210V211H9ZM21 210V211H20ZM73 212H72V211ZM82 211V213H84L83 214V216H81V214L82 213H80V211ZM85 210H87V211H85ZM92 210V211H91ZM109 210H110V213H109ZM209 210L212 212V215H214L216 212V214H217V216L215 215V217H214V219L209 223L208 222V224L207 223H203L202 225H201V227L203 228V229H206L208 232L204 235V236H202L201 237V239L198 241L199 243H197L198 245L200 244V243H202L203 241H205L207 244H208V247L209 248H213V249H215V250H217V251H222V252H225L226 254L227 253H229L228 251H230V254H227V255H231L229 258H231L232 260H234V259H236L235 261H239V259H237V258H235V257H237V256H235V255H238V254H240V251H241V235L239 234V232L237 231V227H236V224H237V219H238V216H239V213H237L238 212V208H229V207H227L225 210L224 209H220V212H219V209H218V207L216 208V209H213L212 210V208H209ZM215 210V211H214ZM7 211H9V212H7ZM21 212V213H19V212ZM26 211H28V212H26ZM37 213H36V212ZM66 211H68L67 212V214L65 213ZM77 211H79L78 212V214H77ZM100 212V213H105V214H103V215H101V214H99L98 212ZM104 211V212H103ZM233 211V212H232ZM25 212V213H24ZM36 213L35 215L34 214H32V213ZM45 212V213H44ZM76 212V213H75ZM215 212V213H214ZM8 213V214H7ZM68 213H70V215L68 214ZM108 213H109V215H108ZM113 213V214H112ZM21 214V216H19ZM27 214H28V216H27ZM41 215V216H38V215ZM64 214L68 217V219H63V218H66V216L64 217ZM72 214H74V215H72ZM80 214V215H79ZM87 214V215H86ZM96 214V215H95ZM211 214V213H210ZM6 215V216H5ZM25 215V216H24ZM37 215V216H36ZM43 215V216H42ZM45 215V216H44ZM76 215H79V219L78 218H75V216ZM112 215H113V217H112ZM125 215V216H124ZM19 216V217H18ZM63 216V217H62ZM73 216V217H72ZM81 216V217H80ZM100 216V217H99ZM107 218H106V217ZM111 218H109V217ZM124 216V217H123ZM130 216H131V218H130ZM134 216V217H133ZM37 217H38V219H37ZM46 219H45V218ZM77 217V216H76ZM120 217V218H119ZM19 220H18V219ZM23 218V219H22ZM37 219V221L39 220V218H40V222L38 221L37 223H38V225H37V223L36 222H34L36 219ZM71 218H72V220H71ZM73 218L76 220V221H73ZM80 218L82 219V221L80 220ZM91 218V219H90ZM94 218H95V221L98 219V221H94ZM102 218V219H101ZM216 218V219H215ZM22 219V220H21ZM28 219H31V221L30 220H28ZM64 220V222H63V220ZM85 220V223H84V220ZM104 219V220H103ZM25 221V222H27V224L25 225V228H26V230H25V228L24 227H22L21 226V221ZM27 220V221H26ZM62 220V221H61ZM68 220H70V221H68ZM80 220V221H79ZM19 221V222H18ZM34 222V224H33V222ZM59 221H61V222H59ZM91 222V223H88V222ZM58 222V223H57ZM83 224H82V223ZM19 223H20V225H19ZM30 223V224H29ZM32 223V224H31ZM45 223H46V226H45ZM51 223V224H50ZM69 223V224H68ZM129 223V224H128ZM236 223V224H235ZM29 224V225H28ZM44 224V225H43ZM86 224V225H85ZM90 226H89V225ZM95 224H98V225H95ZM212 224V225H211ZM27 225H28V227H27ZM31 225V226H30ZM33 225V226H32ZM40 225V226H39ZM51 225V226H50ZM63 225V226H64ZM74 225V226H73ZM78 225V227H76ZM91 225H94V226H91ZM211 225V226H210ZM37 226H39V228L37 227ZM54 226V227H53ZM71 226V227H70ZM86 226V227H85ZM87 226H89V228L91 229V227H92V230L93 229H95V228H93V227H96L97 229L96 230H94V233H91V232H93L92 230H90ZM98 226V227H97ZM204 226V227H203ZM69 227V228H68ZM73 227H75V228H73ZM81 227H84V228H81ZM7 228V229H6ZM83 230H81V229ZM31 229V230H30ZM37 229H39V233L37 232L38 230ZM42 229V230H41ZM73 229V230H72ZM78 230V232H77V230ZM9 230V231H8ZM26 231V233H25V231ZM35 230V231H34ZM70 230V231H69ZM89 230V231H88ZM98 230V231H97ZM14 231V232H13ZM21 233H20V232ZM32 233H30V232ZM88 231V232H87ZM91 231V232H90ZM100 231V232H99ZM24 232V233H23ZM69 232H71L70 233V237H69ZM73 232V233H72ZM77 232V233H76ZM81 232H87V234H84V233H81ZM97 232V233H96ZM20 233V234H19ZM23 233V234H22ZM35 233H36V236H35ZM43 233V234H42ZM55 233V232H54ZM100 233V234H99ZM7 234V235H6ZM65 234V235H66ZM71 234H72V236H73V238L71 239ZM76 234H78L79 235V237L81 236V238L77 241L76 240V238H77V235ZM80 234H82L84 237H86V238H84L82 235H80ZM92 234H95V235H92ZM214 234H215V236H214ZM1 235V234H0ZM29 235V236H28ZM86 235H89V237L88 236H86ZM92 235V236H91ZM99 235V236H98ZM104 236V237H100V236ZM24 236V237H23ZM31 236V237H30ZM40 236H42V237H40ZM91 236V237H90ZM3 237V238H2ZM7 237V238H6ZM23 237V238H22ZM40 239H39V238ZM83 237V238H82ZM95 237H97V239L95 238ZM213 237V238H212ZM29 238H31L30 240H29ZM88 238V239H87ZM94 238V239H93ZM99 238V239H98ZM105 240H104V239ZM5 239V240H4ZM23 239V240H22ZM91 239V240H90ZM95 239L97 240V242L95 241ZM101 239V240H100ZM213 239H215V240H213ZM28 240V241H27ZM33 240V241H32ZM68 240V241H69ZM84 240V241H83ZM88 240V241H87ZM105 242H104V241ZM113 240V239H112ZM211 240V241H210ZM27 241V242H26ZM29 241H30V244H28L29 243ZM89 241L91 242V245L90 246H88L89 245ZM94 241V242H93ZM98 241H100V242H98ZM202 241V242H201ZM212 241H214V242H212ZM79 242V243H78ZM85 242V243H84ZM95 242H96V244H95ZM103 242H104V244H103ZM108 242V243H107ZM211 242V243H210ZM9 243V244H8ZM106 243V244H105ZM209 243H210V245H209ZM238 243V244H237ZM13 244V245H12ZM83 244V245H82ZM99 244V245H98ZM235 244V245H234ZM26 245H28V246H26ZM32 245V246H31ZM86 245V246H85ZM93 245H96V246H94V247H92ZM102 245H105L106 246V248H105V246H102ZM107 245L109 246V248L107 247ZM113 245V246H112ZM83 246V247H82ZM102 248H101V247ZM234 246H236L235 248H234ZM88 247V248H87ZM90 247H92V248H90ZM96 247H98L96 250H95V248ZM3 248V249H2ZM42 248V249H41ZM83 248V249H82ZM84 248H85V250H84ZM65 249V250H64ZM92 249V250H91ZM100 249H102V253L100 252ZM235 249V250H234ZM83 250V251H82ZM90 250V251H89ZM106 252H105V251ZM235 251V253H234V251ZM63 251H65V252H67V257H66V253H63ZM69 251H70V253H69ZM94 251H95V253H94ZM42 252V253H41ZM80 252V253H79ZM84 252V253H83ZM100 252V253H99ZM59 253H61V254H63V255H61V254H59ZM82 253V254H81ZM106 253V254H105ZM25 254V255H24ZM40 254V255H39ZM70 254H71V256L73 257L75 254V256L73 257V258H70L69 256H70ZM98 255L97 257L95 256L94 257V255ZM103 254V255H102ZM37 255V256H36ZM39 255V256H38ZM83 255H84V257H83ZM92 255H93V258L92 259H96V258H98L99 257V259H96L94 262H93V260H91V257H92ZM104 256V257H100V256ZM197 255L198 256H200V254L199 253H197ZM76 256H79V258L78 257H76ZM235 256V257H234ZM40 257H41V259H40ZM76 257V259L75 260H77V261H75L74 260V262H73V259ZM232 257H234V258H232ZM238 257H239V255H238ZM24 258V259H23ZM102 258V259H101ZM44 259V260H43ZM55 259H56V261H55ZM61 259V260H60ZM66 259V260H65ZM67 259H69V261L67 260ZM119 259V258H118ZM58 260V261H57ZM62 260H64V261H62ZM79 260H81V261H79ZM83 260V261H82ZM99 260V261H98ZM123 260L122 258H120L119 260H114L115 261V263H114V261H113V263H111V264H118V262H119V264H121L122 262L121 261ZM68 261V262H67ZM71 261L73 262V263H71ZM86 261V262H85ZM93 262V263H92ZM99 262V263H98ZM122 264H124V262L122 263ZM128 264V263H127ZM228 264H230V262L228 263Z\"/></svg>",
    "mask_w": 264,
    "mask_h": 264
},
{
    "label": "bare ground",
    "instance_id": "bare-ground-1",
    "mask_svg": "<svg viewBox=\"0 0 264 264\" xmlns=\"http://www.w3.org/2000/svg\"><path fill=\"white\" fill-rule=\"evenodd\" d=\"M10 1H13L14 2V6H12L15 10L14 12H16V15L18 16V18L20 19V23L21 21L23 22L22 24H25V26H30L28 28H37L39 29L40 27H43L42 26V23L39 21L41 15L43 14V11H42V4L44 3V0H9ZM74 0H49V7L48 10H45L47 11L46 15H47V25L46 26L47 28H43L46 32H49V36L52 38V39H55L53 41H55V49L53 50L54 52H52L53 54H51L50 58H51V62H55L56 61V64H54V67H52L53 69V72L54 74L57 73H60L62 72L61 71V68L62 67V64L64 62H67L68 61V65L69 63H72L70 60H73V56L75 57V53H78V56L79 58L82 57L83 61L84 59H88V68H83L84 70H80V71H83V75L84 77L88 78L87 80L91 81L92 84L93 80H97V79H94L95 78V75H94V72H93V68L95 69V73L96 74H102L105 75L106 72H104L103 69H101L98 65L101 63H99L100 60H98V48H97V53L92 51L94 48H91V47H99L100 49H103V51H107L108 49L111 50V52L109 53H112V51H115L113 54H115L117 57L118 56H124L123 58H125V55L127 57V60L126 62H122V60H118V58H116V60L114 61L113 65H112V70L110 71V73H108V75L111 74V76H113L114 78H116V83L113 87H115L113 90L114 92L117 94V101L116 103H119L121 106L123 104L122 103H129L130 101H132V97H134L133 95H136V93L134 92L135 90L137 91V85L139 83H149V86H147V88L143 89L144 91V95H139L138 97L142 96V103L146 106L149 107V104L152 102V100H154L157 96L160 95L161 91L163 90L162 88H158V86L156 85V79H155V76L154 75H157L155 74L156 72L155 71H158L159 72V68L160 70L164 68L165 66V62H164V57L162 58V54L160 52V47L164 44H167V47L169 45L172 44V40L170 38V35L172 34V36H174V32L176 31V29L174 30V28L177 26V31L180 33V37L178 38V40L176 41L177 44H179L178 42H181V44H184V42L188 41L186 39H188V36L187 35H191L189 34V32L186 33V31L184 32L185 28V25L183 24H179L177 21H180V20H176V23L174 19H171L169 13H168V9H167V5L165 6V2L164 5L161 3V6L160 3L159 5L161 7L158 6L157 2L158 0H99L100 2H97L98 0H78L81 2V4H79L78 2L77 3H73ZM106 1V2H105ZM108 1V2H107ZM113 1L114 4H116L114 7H112L111 5H108L109 2ZM12 2V3H13ZM47 3V2H46ZM47 3V4H48ZM147 3H150V4H147ZM11 4V3H9ZM8 4V5H9ZM111 4V3H109ZM1 6V4H0ZM44 7V8H46ZM3 8V7H2ZM5 8V6H4ZM12 8V9H13ZM1 10V9H0ZM7 11V10H6ZM13 10H11L12 12ZM44 11V12H45ZM250 11V10H249ZM13 12V13H14ZM6 14H9L8 12ZM5 14V15H6ZM12 14V13H10ZM9 14V15H10ZM15 14V13H14ZM12 14V15H14ZM262 14V13H261ZM260 14V15H261ZM4 15V17H5ZM15 15V16H16ZM263 16V15H262ZM8 17V16H7ZM10 17V16H9ZM3 18V17H2ZM12 18V17H10ZM4 19V18H3ZM8 19V18H6ZM230 19V18H229ZM10 20V19H8ZM42 20V19H41ZM238 20V19H237ZM15 21V19L13 20ZM227 21V20H226ZM225 21V22H226ZM232 21V20H231ZM234 21V20H233ZM10 22V21H9ZM18 22V21H17ZM201 22V21H199ZM198 22V23H199ZM4 23V22H3ZM6 23V22H5ZM8 23V22H7ZM14 22L9 23L12 25ZM184 23V22H183ZM202 23V22H201ZM224 23V22H223ZM228 23V22H227ZM46 24V23H45ZM232 24V23H231ZM261 24V23H260ZM258 24V25H260ZM8 26V24H6ZM112 26L113 28H117L115 30H117V32H112L110 30L111 27H104V26ZM211 25V24H210ZM230 25V24H228ZM234 25V24H233ZM257 25V24H256ZM262 25V26H261ZM259 27V29L256 31L255 29V32H253V36L251 34V36L253 38H251L252 40L249 42L248 47H246V49H244L240 54H236L234 52V50H230L228 52V63H227V66L224 68V69H220L217 74L215 73H212L210 75L207 76V78L203 81V85L200 86L201 88L197 89V88H194L193 89V85L191 82H187L186 84L184 85H181L180 88H178V95L179 97L175 98V96L168 99V103H170V108H169V114L168 115H165V118L164 119H161L162 121L163 120H166V127L165 125L163 124V122L161 124H163V127L169 129L168 131L170 132H166V134H164L163 138H165L166 140L168 139L169 141H171L170 143L173 144V142H188L190 141V143L194 144V148L195 150L192 152H188L187 154H184L182 153L180 155V158L181 160L183 159V161H180V160H176L179 159L178 157V151H180V149L178 150L177 148L178 147H175L177 149V152H174L173 154V159H174V165L173 167L175 166V169L177 170V173L173 175V180L175 179H180L181 181H185V182H188L187 180H189V182H191V185L193 183V188H192V191L193 193L195 194L196 196V200L193 201L192 203H187L186 199L189 197L187 193V198L184 200V199H181L183 200L185 203H181V204H175V201H174V205H170L169 206H166V207H159V206H155L153 207L155 204L153 203L154 199L153 200H149L150 201H153L152 203H150V205L147 206H144L142 204H138L137 202V205H140V206H134L132 207V204L131 207L130 205L128 207H121L120 205L119 206H116L118 204V197L117 199L115 200L116 205L114 204V202H112L115 206V208H113L114 210V213L115 214H122L123 212H127V213H131L134 215H136V218L134 221L131 222L130 225H127L125 222L128 220V219H116L114 218V220L112 219L110 222H108L109 219H105V221H101L99 224L100 226L102 227L100 229L101 234H105V236H107V239H111V240H108V244H113L115 245L113 247V251L112 248H110V250L108 251V253L106 254V256H100V257H104L103 260H102V263L100 264H111L113 263V261L115 260H119L120 258H122L124 264H228L230 262V264H264V160L260 159L259 156L262 154H264V150L262 151L261 149V146L264 145V24L262 23ZM7 26L4 25L5 29L4 30H8L7 29ZM10 26V25H9ZM10 26V27H11ZM16 26V25H15ZM20 26V25H19ZM18 26V27H19ZM200 28L201 26L198 25ZM204 26V25H203ZM232 26V25H231ZM230 26V27H231ZM3 27V26H2ZM1 27V28H2ZM3 27V28H4ZM14 27V26H13ZM13 27H11V29H13ZM23 27V28H24ZM198 27V28H199ZM215 27V26H214ZM226 27V26H224ZM233 27V26H232ZM256 27V26H255ZM258 27V26H257ZM20 28V27H19ZM190 28V27H189ZM197 28V27H196ZM203 30H204V27H202ZM201 28V29H202ZM227 28V27H226ZM10 29V30H11ZM17 27L16 29L14 28V30H16V32H20V30L17 31ZM41 29V28H40ZM39 29V31H40ZM187 29V28H186ZM191 29V28H190ZM230 29V28H229ZM227 29H223V33L225 35H228V33L230 32V30ZM3 30V29H2ZM8 30V32H11V34H8L6 35H0V38L2 40L5 41L6 44H9L12 47V43L10 42L11 39H12V32L13 30ZM22 30V29H21ZM24 30V29H23ZM192 30V29H191ZM199 30V29H198ZM25 31V30H24ZM27 31V30H26ZM28 31H30L28 29ZM38 31V30H37ZM43 32V30H41ZM40 31V32H41ZM174 31V32H173ZM202 31V30H200ZM236 31V30H235ZM234 31V32H235ZM15 32V31H14ZM23 32V31H22ZM35 32V31H34ZM173 32V33H172ZM177 32V34H179ZM195 32V31H194ZM199 32V31H197ZM196 32V33H197ZM208 32L209 30H204L202 31V33H200L201 35H194L193 33V36H195L197 39L193 40L191 39V47L193 48H199L201 46H203L205 43L207 44L208 41ZM210 32H213V36L214 38H218V33H215L216 32V29H210ZM247 32V31H246ZM25 33V32H24ZM23 33V34H24ZM28 33V32H27ZM25 33V34H27ZM2 34V33H0ZM23 34H20V35H23ZM47 35V33H45ZM44 34V35H45ZM17 34H15L16 36ZM42 35V34H41ZM45 35V37H46ZM176 35V34H175ZM225 35L223 36V38L225 37ZM236 35V34H234ZM242 35V34H241ZM249 35V34H248ZM18 36V35H17ZM16 38H19L17 37ZM28 36V41H29V46H33L34 43H37L36 45H38L39 41L35 42L33 39H35L33 37V32L30 33L27 35ZM27 36H24V37H27ZM35 36V35H34ZM38 36V34H37ZM192 36V35H191ZM189 36V37H191ZM221 36V35H220ZM233 35H230L229 36V40L233 41V38H232ZM22 37V36H21ZM20 37V38H21ZM39 37H41L39 35ZM44 37V38H45ZM49 37V42L51 43V38ZM178 37V35H177ZM194 37V38H195ZM247 37V36H245ZM15 39V37H13ZM19 38V39H20ZM43 38V37H42ZM43 38V39H44ZM173 38V37H172ZM213 38V39H214ZM248 38V37H247ZM12 39V40H14ZM23 39V38H22ZM37 39H39L37 37ZM36 39V40H37ZM41 39V38H40ZM39 39V40H40ZM240 39V38H239ZM244 39V38H243ZM241 39V40H243ZM16 40V39H15ZM25 40V39H23ZM27 40V39H26ZM46 40V39H45ZM174 40V39H173ZM180 40V41H179ZM227 40V39H226ZM17 41V40H16ZM21 41V39H20ZM230 41V42H231ZM240 41V40H239ZM238 41V42H239ZM244 41V40H243ZM22 42V41H21ZM34 42V43H33ZM41 42V41H40ZM45 42V41H43ZM47 42V41H46ZM241 42V41H240ZM3 43V42H2ZM2 43H0V54L1 53H4V47H2ZM3 43V44H5ZM11 43V44H10ZM14 43V42H13ZM175 43V42H173ZM175 43V45H177ZM233 43V42H232ZM243 43V42H242ZM241 43V44H242ZM18 44V42H17ZM20 44V43H19ZM42 44V42L40 43ZM46 44V43H44ZM48 44V43H47ZM46 44V45H47ZM53 44V43H51ZM50 44V45H51ZM179 44V45H181ZM187 44V43H185ZM224 44V43H223ZM227 44V43H226ZM21 45V44H20ZM26 45H27V42H26ZM34 45V48L35 46ZM49 45V46H50ZM173 45V44H172ZM190 45V44H189ZM225 45V44H224ZM223 45V46H224ZM231 45V44H230ZM243 45V44H242ZM8 46V45H7ZM39 46V45H38ZM74 46H77L76 49L77 52H74V49L72 48L71 52L69 53V48L71 47H74ZM165 46V45H164ZM182 46V45H181ZM184 46V45H183ZM186 46V45H185ZM213 46V45H212ZM227 46V45H226ZM246 46V45H245ZM25 47V46H24ZM31 47H28L31 48ZM41 47V45L39 46ZM47 47V46H46ZM172 47V46H170ZM169 47V48H170ZM178 47V46H177ZM176 47V49H177ZM180 47V46H179ZM187 47V46H186ZM205 47V46H204ZM236 47V46H235ZM37 48V47H36ZM45 48V47H44ZM48 48V47H47ZM45 48V49H47ZM50 48V47H49ZM185 48V47H184ZM242 48V47H241ZM92 49V50H91ZM179 49V48H178ZM26 50V49H24ZM43 50V49H42ZM51 50V49H50ZM49 50V51H50ZM148 50H151V52L153 54H156L157 57H158V60L156 62V59L153 61V58L156 57L155 55L152 57H149L147 56V53L149 52ZM171 50V48H170ZM182 50V49H181ZM29 51V50H28ZM31 51V50H30ZM34 51V50H33ZM32 51V52H33ZM36 51V50H35ZM144 51H148L147 53H145ZM162 51V50H161ZM175 51V50H174ZM10 52V51H9ZM24 52V51H23ZM27 52V51H26ZM38 52V51H37ZM40 52V51H39ZM48 52V51H47ZM103 52V53H104ZM150 52V53H151ZM6 53V52H5ZM8 53V52H7ZM42 53V52H40ZM72 53H74L75 55H73ZM102 53V54H103ZM106 53V52H105ZM149 53V54H150ZM150 54L153 55V54ZM36 54V53H34ZM43 54V53H42ZM47 54V53H46ZM107 54V53H106ZM104 54V55H106ZM112 54V55H113ZM3 55V54H2ZM6 55V54H4ZM3 55V56H4ZM9 55V54H8ZM12 55V54H11ZM33 55V54H32ZM53 55V56H52ZM30 56H31V53H30ZM77 56V55H76ZM77 56V59H79ZM101 56V54H100ZM103 56V55H102ZM107 56V55H106ZM114 56V55H113ZM7 57V56H6ZM10 57V56H9ZM7 57L6 58V62L9 63L7 61V59L9 58ZM108 57V56H107ZM115 57V56H114ZM143 57V60L140 59ZM5 58V57H4ZM36 58V57H35ZM102 58V57H101ZM105 58V57H104ZM1 59V58H0ZM10 59H13L10 58ZM39 59H41V57H39ZM44 59V58H43ZM49 59V58H48ZM90 59V60H89ZM106 59V58H105ZM108 59V58H107ZM145 59V60H144ZM4 61V59H1V61ZM16 60V59H15ZM13 60V61H15ZM75 60H76V57H75ZM74 60V62H75ZM129 60V61H128ZM226 60V58H225ZM5 61H4V64H5ZM12 61V63H13ZM20 61V60H18ZM50 61V60H47V62ZM82 61V62H83ZM125 61V60H124ZM22 62V61H21ZM19 62V63H21ZM77 62V60H76ZM81 62V61H80ZM80 62L76 63V64H80ZM81 62V64H82ZM104 62V59L102 61V63ZM111 63V61H109ZM109 62H107L108 64H110ZM1 63V62H0ZM6 63V65H7ZM19 63L17 65H19ZM43 63V62H42ZM52 63H49V64H52ZM85 63V62H83ZM3 64V62L1 63V65ZM11 64V62H10ZM10 64H8L10 66ZM22 64V63H21ZM7 65V67H8ZM15 65V63H14ZM23 65V64H22ZM67 65V66H68ZM83 65V64H82ZM81 65V66H82ZM85 65V64H84ZM101 65V64H100ZM107 65V64H105ZM104 65V66H105ZM24 66V65H23ZM22 66V67H23ZM72 64H71V69L69 72L67 70L68 73L71 72V78H68V77H65L66 79V82H70L69 79L72 81L76 78V74L78 75L79 72L74 73V70H75V67L74 69L72 68ZM77 66V65H75ZM80 66V68H81ZM108 66V65H107ZM111 66V65H110ZM6 66L3 67V70ZM48 67V66H47ZM69 67V66H68ZM67 67V68H68ZM86 67V66H85ZM109 67V66H108ZM223 67V66H222ZM18 68V66H17ZM65 68V67H64ZM66 68V69H67ZM158 68V69H157ZM10 69V67H9ZM8 69V70H9ZM13 69V68H12ZM16 69V68H15ZM14 69V70H15ZM23 69V68H22ZM24 69L26 71V74L31 77L29 78V80L34 77H38L36 74L37 72H35L32 68L30 67H27L24 66ZM51 69V71H52ZM70 69V68H69ZM111 69V67H110ZM7 70V71H8ZM5 71V70H4ZM17 71V69H16ZM24 71V70H23ZM108 71V72H109ZM126 72V74L124 73L125 77H121V73L120 72ZM11 72V71H10ZM6 73V72H5ZM65 73V72H64ZM160 73V72H159ZM162 73H160V76L163 78L162 76ZM2 74V73H1ZM10 74V73H9ZM15 74V73H13ZM25 74V75H26ZM66 74V73H65ZM82 74V73H81ZM81 74L79 77H81ZM7 75V74H6ZM16 75V74H15ZM26 75V77H27ZM36 75V76H35ZM61 76H63L61 73H60ZM69 75V74H68ZM8 76V75H7ZM60 76V77H61ZM94 76V77H93ZM99 76V75H97ZM96 76V77H97ZM101 76V77H102ZM159 76V77H160ZM1 77H4V76H1ZM0 77V78H1ZM49 77V76H48ZM51 77V76H50ZM59 77V78H60ZM70 77V76H69ZM78 77V76H77ZM93 77V80H91ZM157 77V76H156ZM160 77V78H161ZM56 78V77H55ZM54 78V80H56ZM83 78V77H82ZM100 78V76H99ZM108 78V77H107ZM110 78V77H109ZM112 78V77H111ZM112 78V79H114ZM4 79V78H3ZM35 79V78H34ZM39 78H37L38 80ZM58 79V78H57ZM85 79V78H84ZM17 80V79H16ZM25 80V79H24ZM28 80V79H27ZM40 80V79H39ZM52 83H55L56 85L58 80H56L55 82ZM61 80V79H60ZM65 80V79H64ZM77 80V79H76ZM80 80V79H78ZM104 84H106V79L104 77ZM111 80V79H110ZM163 79H161L162 81ZM47 81V80H46ZM98 81H100L98 79ZM102 81V80H101ZM124 81V82H123ZM33 82V80L31 81V83L29 85H31ZM40 82L41 81H37L34 80V83L32 84L33 86L35 85V87H37L38 85V88L40 87ZM48 82V81H47ZM59 82V81H58ZM65 82V81H63ZM65 82V83H66ZM72 82H75V81H72ZM90 82V83H91ZM112 81H110L111 83ZM14 83V82H13ZM29 83V81H28ZM39 83V84H37ZM51 83V82H50ZM61 85H62V82H60ZM71 83V82H70ZM79 82H77V85H78ZM83 83V82H82ZM81 83V84H82ZM85 83V82H84ZM88 83V82H87ZM12 84V83H11ZM15 84V83H14ZM80 84V83H79ZM80 84V85H81ZM86 84V83H85ZM84 84V85H85ZM102 84V83H101ZM46 85V84H44ZM56 85L52 84V89L53 86L57 87ZM73 85V84H72ZM75 86L76 83H74ZM83 85V86H84ZM88 85V84H87ZM91 85V84H90ZM107 85V84H106ZM110 85V84H109ZM142 85V84H141ZM140 85V86H141ZM48 86V84H47ZM64 86V85H63ZM71 86V85H70ZM89 86V85H88ZM112 86V84H111ZM110 86V87H111ZM122 86L126 87L127 90H126V93L124 90H121L122 89ZM13 87H15L13 85ZM30 89L34 88L35 90V87H32V86H29ZM32 87V88H31ZM43 87V85H42ZM50 87V86H49ZM59 87H60V84H59ZM68 87V86H67ZM77 87H80L79 85ZM106 87V86H105ZM125 87L123 89H125ZM139 87V86H138ZM163 87V86H162ZM3 88V87H2ZM6 88V87H5ZM51 88V87H50ZM49 88V90H50ZM70 88V87H69ZM75 88L76 87H72ZM93 88V87H92ZM1 89V88H0ZM9 89V88H8ZM61 89V88H60ZM63 89V88H62ZM5 90V89H4ZM33 90V89H32ZM34 90L31 91L32 93H34ZM38 90V89H37ZM42 90V89H41ZM45 90V89H44ZM48 91V89H46ZM59 90V89H58ZM65 90V89H64ZM7 91V90H6ZM29 91V90H28ZM55 92L57 91V88L54 90ZM76 91L77 88H76ZM82 91V89H81ZM142 91V93H143ZM17 92V90H16ZM30 92V91H29ZM40 92V91H39ZM60 92V91H58ZM57 92V93H58ZM65 93L68 91H64ZM63 92V93H64ZM87 92V91H86ZM85 92V89L82 91V94L83 93H86ZM106 92H111V91H106ZM114 92H111V93H114ZM9 93V92H8ZM13 93V92H12ZM15 93V92H14ZM35 93H38V92H35ZM34 95L36 96L37 98V95L38 94H35ZM41 93H44L43 90ZM52 93H53V90H52ZM51 93V94H52ZM66 93V95L68 96V94ZM103 93V92H102ZM105 93V92H104ZM103 93V94H104ZM135 93V94H134ZM141 93V91H140ZM1 94V93H0ZM19 94V92H18ZM17 94V95H18ZM22 94V93H21ZM50 94V95H51ZM81 94V92H80ZM91 94V92H90ZM124 94H126L127 96H124ZM3 95V94H2ZM6 95V94H5ZM5 95L4 96V100L8 101L10 104L9 107H11V111L8 110L7 114L4 115V114H0V123L2 124V126L4 125L6 127V129L3 128V130H0V136L2 137L3 136V140H5V135L7 137V135H9V129L11 128V126H15V125H18V126H24L26 124V122L23 123V117H21L22 119H20V115L16 112L18 111L19 109L16 110L18 104H17V101L15 99H11V100H8L5 98ZM15 95V94H13ZM34 95L32 97H34ZM47 95V94H46ZM48 96L51 98V96ZM53 95V94H52ZM56 95V94H55ZM58 95V94H57ZM64 95V94H63ZM71 95V94H70ZM115 95V94H114ZM113 95V97H114ZM1 96V95H0ZM2 96V97H3ZM10 96V95H9ZM61 96V93L59 95V97ZM75 96V94H74ZM84 96V95H83ZM86 96V95H85ZM84 96V97H85ZM87 96H91V95H87ZM17 97V100L18 99V96H15ZM14 97V98H15ZM20 97V96H19ZM41 97L43 98L44 97V94L43 96L41 95ZM58 97V98H59ZM65 97V96H64ZM100 97V96H99ZM104 97V96H102ZM116 97V96H115ZM1 98V97H0ZM23 98V97H22ZM35 98V100H36ZM52 98H54V96H52ZM56 98V97H55ZM57 98V99H58ZM92 98V97H91ZM105 98H106V95H105ZM40 99V98H39ZM66 99H68L66 97ZM96 99V98H95ZM103 98H101L102 100ZM110 99V98H109ZM108 97H107V100H109ZM134 99V98H133ZM3 100V98H2ZM34 100V99H33ZM43 100V99H40V101ZM49 98L46 100L48 101ZM54 100V99H53ZM58 100H62V99H58ZM65 100V98H64ZM63 100V102H65ZM170 100V101H169ZM50 101V100H49ZM74 101V100H73ZM103 101V100H102ZM111 101V100H110ZM109 101V103H110ZM121 101V102H120ZM7 102V103H8ZM39 102V101H38ZM52 102V101H51ZM89 102V101H88ZM100 102V101H99ZM108 102V101H107ZM114 102V100H113ZM112 102V103H113ZM135 102V101H134ZM67 103V102H66ZM111 103V108L114 106L112 105ZM132 103V102H131ZM58 104V103H57ZM81 104V103H80ZM133 104V103H132ZM136 104V103H135ZM6 105V104H5ZM40 105V104H39ZM49 105V103H47V106ZM65 106V104H63ZM77 105V104H76ZM75 105V107H77ZM91 105V104H90ZM105 105V104H104ZM110 105V104H109ZM129 105V104H128ZM151 105V104H150ZM44 106V105H42ZM46 106V108H47ZM69 106V105H68ZM92 106V105H91ZM95 106V105H94ZM145 106V107H146ZM2 106H0V109H1ZM41 107V106H40ZM45 107V106H44ZM57 107V106H56ZM60 107H62L61 109H63V106L61 105ZM59 107V108H60ZM142 107V106H141ZM4 108V107H3ZM8 108V107H7ZM70 110H71V107H69ZM68 108V109H69ZM80 108V107H78ZM84 109H86L85 107H83ZM82 108V110H83ZM110 108V109H111ZM114 108V107H113ZM129 108V107H128ZM134 108V107H133ZM132 108V109H133ZM138 108V107H137ZM45 109V108H43ZM52 109V108H51ZM67 109V111H68ZM121 107H119V105L113 109L115 110L114 113H113V119H114V122H116V119L120 116V117H126L127 114L129 115V113H125V112H122L121 110ZM125 109V108H124ZM123 109V110H124ZM4 109H2V113L4 112L3 111ZM7 110V109H6ZM60 110V109H59ZM65 110V108H64ZM81 110V109H80ZM87 110H88V107H87ZM102 110V109H100ZM106 110H109L106 108ZM104 110V111H106ZM130 110V109H129ZM1 111V110H0ZM45 111V110H44ZM63 111V110H62ZM75 111V110H74ZM73 111V112H74ZM79 111V109L77 110ZM84 111V110H83ZM82 111V112H83ZM90 111V110H89ZM102 111V113H108L109 111H106L104 112ZM121 111V112H120ZM125 111V110H124ZM52 112V110H51ZM71 112V111H70ZM99 112V111H98ZM1 113V112H0ZM6 113V112H5ZM22 113V112H21ZM66 112H64L65 114ZM69 113V112H68ZM72 113V112H71ZM77 113V112H75ZM92 112H90L91 114ZM110 113V112H109ZM151 113V112H150ZM240 114V121L237 122V117H238V114ZM25 113H23L24 115ZM34 114V113H33ZM31 113V115H33ZM61 114V113H60ZM95 114V112H94ZM93 114V116H94ZM154 114V113H153ZM57 115V114H56ZM67 115V113H66ZM73 114H71L72 116ZM87 115V114H86ZM112 115V114H111ZM242 115V117H241ZM35 116V115H34ZM65 116V115H64ZM89 117H87L88 119L90 118V115H88ZM130 116V115H129ZM158 116H161V115H158ZM33 117V116H32ZM70 117V116H69ZM73 117V116H72ZM92 117V115H91ZM101 117V116H99ZM153 117V115L151 116ZM26 118V116H25ZM67 118V116H66ZM65 118V119H66ZM86 118V117H85ZM84 118V119H85ZM130 118V117H129ZM33 119V118H32ZM56 119V117H55ZM54 119V120H55ZM60 119V118H59ZM73 120V118H69L68 120ZM92 119V118H91ZM90 119V120H91ZM101 119V118H99ZM121 119V118H120ZM122 119V120H123ZM155 119V118H153ZM70 120V121H71ZM76 120V119H74ZM73 120V122H74ZM119 120V119H118ZM141 120V119H140ZM147 120V119H146ZM145 120V121H146ZM57 121H60V120H57ZM56 121V122H57ZM95 121V119H94ZM98 121V120H97ZM96 121V122H97ZM102 121V119H101ZM125 121V120H124ZM127 121V120H126ZM155 121V120H154ZM27 122H28V119H27ZM31 122H34V119L31 121ZM62 122V120H61ZM68 122V121H67ZM66 122V123H67ZM79 122V120H78ZM87 122V120H86ZM107 122V120H106ZM58 123V122H57ZM56 123V124H57ZM64 122V124H66ZM82 123V122H81ZM103 122H101L100 124L101 125H104L102 124ZM110 123V122H109ZM108 123V124H109ZM147 123V121H146ZM149 123V121H148ZM152 123V121L150 122ZM165 123V122H164ZM0 124V125H1ZM119 124V122H118ZM122 124V123H120ZM125 124V123H123ZM122 124V126H123ZM153 124V123H152ZM152 124H150L152 126ZM155 124V123H154ZM153 124V125H154ZM58 125V124H57ZM77 125V124H76ZM116 125V124H115ZM149 125V124H148ZM59 126H60V123H59ZM65 126V125H64ZM66 126H68L66 124ZM65 126V127H66ZM71 126V125H70ZM81 126V124L79 125ZM79 126L77 127L78 129ZM88 126V125H87ZM117 126V125H116ZM115 126V127H116ZM25 127V126H24ZM56 127V126H55ZM61 127H63L61 125ZM72 127H73V124H72ZM85 127V126H84ZM148 127V126H147ZM155 127L152 126V129ZM183 129L182 131H179L177 130L178 128ZM74 128V127H73ZM113 128V127H112ZM119 128V127H118ZM127 129H129L128 127H126ZM151 128V127H149ZM23 129V128H22ZM26 129V128H25ZM46 129V128H44ZM65 129V128H64ZM68 129V128H66ZM71 130H73L72 128H70ZM96 129V127H95ZM156 129V128H154ZM204 129H206L207 132H205L204 134H200V131H204ZM24 130V129H23ZM70 130V131H71ZM119 130V129H118ZM117 130V131H118ZM158 130V129H157ZM252 131V133H248L249 131ZM56 132L59 133V131L55 130ZM68 131V130H66ZM66 131H64L66 133ZM69 131V132H70ZM98 131V129H97ZM128 131V130H127ZM156 131V130H155ZM248 131V132H247ZM25 134H26V131H24ZM73 132V131H72ZM124 132V131H123ZM142 132V131H141ZM33 133V132H32ZM114 133V132H113ZM126 133V132H125ZM145 133V131H144ZM154 134V132H152ZM11 134V133H10ZM82 134V133H81ZM80 134V135H81ZM128 134V133H126ZM156 134V133H155ZM154 134V135H155ZM161 134V133H160ZM159 134V135H160ZM36 135V134H35ZM43 135V133L41 134V136ZM53 135V134H52ZM96 135V134H95ZM114 134H112V137H113ZM158 135V134H157ZM40 136V137H41ZM93 136V134H92ZM123 136V135H122ZM128 136V135H127ZM142 136V134H141ZM145 136V135H144ZM148 136L150 137L149 133H148ZM152 136V134H151ZM53 138V136H51ZM82 137V136H81ZM95 137V136H93ZM97 137V136H96ZM95 137V138H96ZM104 137V136H103ZM116 137V136H115ZM118 137V136H117ZM51 138V139H52ZM55 138V136H54ZM52 139L53 141L55 139ZM60 137H58V140H59ZM62 138V137H61ZM120 138V136H119ZM118 138V139H119ZM128 138V137H127ZM139 138V137H138ZM145 138V137H144ZM153 138V137H152ZM151 138V139H152ZM0 139L2 142L3 140ZM31 139V137H30ZM108 139V138H107ZM114 139V137H113ZM124 139V138H122ZM142 139V137H141ZM148 139V138H147ZM150 139V138H149ZM150 139V140H151ZM159 139V138H158ZM162 139V138H161ZM44 140V139H43ZM48 140V139H47ZM46 140V141H47ZM57 140V139H56ZM74 140V139H73ZM125 140V139H124ZM132 140V139H131ZM135 140V139H134ZM163 140V139H162ZM41 141V140H40ZM46 141L44 143H46ZM79 141V140H78ZM77 141V142H78ZM113 141V140H112ZM117 141V140H116ZM119 141V140H118ZM121 141V140H120ZM138 141V140H137ZM153 140L149 141L150 143L152 142ZM155 141V140H154ZM160 141V140H159ZM242 144V142H244ZM52 142V141H51ZM61 142V141H60ZM89 141L87 142V145L89 144ZM108 142H110L108 140ZM114 142V141H113ZM126 143V141H124ZM135 142V141H134ZM142 142V141H141ZM48 143V142H47ZM65 143V142H64ZM68 143V142H67ZM95 143V142H94ZM117 143V142H116ZM122 143V142H121ZM148 143V142H147ZM167 143V142H166ZM189 143V142H188ZM37 144L39 145V141L38 140H34L33 142V145H31L33 148L37 146ZM55 144H59V143H56ZM92 144V142H91ZM91 144H89L91 146ZM111 144V143H110ZM115 144V143H114ZM119 144V143H118ZM124 144V143H123ZM135 144V143H134ZM139 144V141L137 143V145ZM161 144V143H160ZM175 144V143H174ZM177 144V143H176ZM175 144V145H176ZM180 145V143H178ZM177 144V145H178ZM239 144H242V145H247L248 147H250L249 151H250V155L248 156L249 159L251 160L252 164H257L259 163L258 165V169L256 171H254L253 173H251L250 169H249V165L248 167H246V170L244 169L243 167V170L241 173H239L237 175V173L235 175L236 178L235 179H227L226 177V180H228L229 182H233L234 180V184L232 185H235V186H240L242 185V188L239 187V190L236 191L235 195H233L231 193V190L228 191V194L227 196H221L219 195V193H217L218 191H220L221 189L218 188V185H217V182L219 181V177L223 175V167L225 166V169L227 170L228 168V162L233 160L231 158V156H234L235 154H238V145ZM48 145V144H46ZM53 145V144H52ZM88 145V146H89ZM120 145V144H119ZM154 145H155V142H154ZM162 145V144H161ZM241 145V147H242ZM8 146V145H7ZM58 146V145H57ZM122 146V145H121ZM173 146V145H172ZM24 147V146H23ZM30 147V146H29ZM42 147V146H41ZM45 147V144L44 146ZM50 147V146H49ZM48 147V148H49ZM54 147V145H53ZM64 147V145H63ZM70 147V146H69ZM156 147V146H155ZM160 147V146H159ZM158 147V148H159ZM254 147V149L252 148ZM264 147V146H263ZM40 148V147H39ZM38 148V149H39ZM51 148V147H50ZM49 148V150H50ZM55 148V147H54ZM57 148V147H56ZM55 148V149H56ZM61 146L59 147L58 146V149H60ZM103 148V147H102ZM114 148V147H113ZM119 148V147H118ZM153 148V147H152ZM32 149V148H31ZM124 149V148H122ZM155 149V148H153ZM172 149V147H171ZM175 149V150H176ZM30 149H27L25 150L26 152L29 151ZM67 150V149H66ZM100 150V149H99ZM98 150V152H99ZM113 150V149H112ZM117 150V149H116ZM121 150V149H120ZM119 150V151H120ZM156 150V149H155ZM174 150V148H173ZM247 150V149H246ZM41 151V150H40ZM46 151V149L44 150ZM63 151V152H62ZM69 151V150H68ZM86 151V150H85ZM85 151H84V154H85ZM89 151V150H87ZM86 151V152H87ZM101 151V150H100ZM154 151V150H153ZM157 151V150H156ZM171 151V150H170ZM183 151V150H181ZM181 151L179 153H181ZM243 151V150H242ZM245 151V150H244ZM262 151V152H261ZM22 152V150H21ZM24 152V151H23ZM22 152V154H23ZM60 153V150L57 151ZM62 153L66 152L64 150H61ZM139 152V151H138ZM158 152V151H157ZM157 152H155V154H157ZM165 152V151H164ZM163 152V153H164ZM184 152V151H183ZM246 152V151H245ZM248 152V151H247ZM246 152V154H248ZM259 152V153H257ZM25 153V152H24ZM45 153V152H44ZM47 153V152H46ZM51 153H52V148H51ZM61 153V154H62ZM70 153V152H69ZM97 153V152H96ZM101 153L103 154V151H101ZM114 153H115V148H114ZM113 152L110 151V153H107L112 155V157L116 156L114 155ZM122 153V151H121ZM21 154V153H20ZM42 154V153H41ZM56 154V153H55ZM54 154V156H56ZM83 154V155H84ZM88 154V153H87ZM86 154V155H87ZM98 154V153H97ZM102 154H101V157H102ZM116 154V153H115ZM135 154V153H134ZM171 154V155H172ZM198 155V157L195 156ZM244 154V156L246 155ZM29 155V154H28ZM32 155V154H31ZM52 155V154H51ZM64 155V154H63ZM123 154H120L119 157H121L120 159L122 160V156ZM167 155V154H166ZM170 155V154H169ZM105 156V154L103 155V157ZM109 156L107 157L109 159ZM146 156V155H145ZM237 156V155H236ZM235 156V158H236ZM239 156V155H238ZM44 157V156H43ZM42 157V159H44ZM52 157V156H51ZM67 157V156H66ZM99 159H100V155L98 156ZM110 157V158H112ZM124 158H126L125 156H123ZM135 157V156H134ZM149 157V156H147ZM196 157V158H195ZM5 158V157H4ZM30 158V157H29ZM29 158L28 156H21L20 157V161L22 163V167L25 169V177L23 178L22 182H26V180H28L27 178V175L29 174V166L31 165L32 166V163L31 161L29 162ZM62 158V157H61ZM133 158V157H132ZM171 158V157H169ZM193 159V163L196 164L197 166V162L199 161V163H203V165H206V170L208 172V166L209 168L212 170L209 175V178H208V181H204L203 179L199 178L200 175H198V171L199 170H194L197 171L196 174H194V172H191L192 170V162H189L190 160L188 159ZM238 158V157H237ZM236 158V159H237ZM32 159V158H31ZM50 159V158H48ZM63 159V158H62ZM96 159V158H95ZM135 159V158H134ZM137 159V157H136ZM173 159H170L169 161L173 160ZM187 160L186 162L184 160ZM242 159V158H241ZM45 160V159H44ZM65 160V159H64ZM71 160V159H70ZM73 160V158H72ZM97 160V159H96ZM95 160V161H96ZM110 161L112 159H109ZM128 160V159H127ZM130 160V158H129ZM133 160V159H132ZM238 160V159H237ZM243 160V159H242ZM245 160V158H244ZM248 160V159H247ZM246 160V161H247ZM9 161V160H8ZM56 161V160H55ZM116 161V160H115ZM114 161V162H115ZM124 159L122 160L121 163H123ZM126 161V160H125ZM148 161V160H147ZM168 161V160H167ZM234 161V160H233ZM240 161V160H239ZM260 161V162H259ZM10 162V161H9ZM58 162V161H57ZM101 162V161H100ZM99 162V163H100ZM120 162V161H119ZM117 162V163H119ZM129 163L132 162L131 160L128 161ZM127 162V163H128ZM172 162V161H171ZM169 162V165L170 163ZM250 162V163H251ZM19 163V162H18ZM31 163V164H30ZM64 163V162H63ZM99 163L98 165H96L97 167L99 166ZM120 163V164H121ZM153 163V162H152ZM156 164L158 163V160L155 162ZM154 163V164H155ZM35 164V163H33ZM62 164V163H61ZM92 164V163H91ZM94 164V163H93ZM232 164V163H231ZM237 164V162L235 163ZM249 164V163H248ZM5 165V164H4ZM2 164V166H4ZM8 164H6L7 166ZM10 165V164H9ZM51 165V164H50ZM54 165V164H53ZM64 165V164H62ZM107 165V164H106ZM111 165V164H109ZM117 165V164H116ZM144 165V164H142ZM164 165V164H163ZM162 165V166H163ZM199 165V164H198ZM202 165V166H203ZM224 165V166H223ZM239 165V164H238ZM246 165V164H245ZM13 166V165H12ZM34 166V165H33ZM60 166V164H59ZM91 166V165H90ZM133 166V165H132ZM140 166V165H139ZM148 166V165H147ZM152 166V165H151ZM172 166V165H171ZM195 166V165H194ZM193 166V167H194ZM231 166V165H230ZM236 166V165H235ZM244 166V165H243ZM14 167V166H13ZM54 167V166H53ZM92 167V166H91ZM130 166H128L129 168ZM161 167V166H160ZM159 166V170L161 169ZM167 167V166H166ZM172 167V168H173ZM233 167V165H232ZM241 166H239L240 168ZM251 167V166H250ZM1 168V167H0ZM7 168V167H6ZM5 168V169H6ZM10 168V167H9ZM16 168V167H15ZM18 168V167H17ZM16 168V169H17ZM37 168V167H36ZM58 168V167H57ZM99 168V167H98ZM116 168V167H115ZM131 168V167H130ZM242 168V167H241ZM39 169V168H38ZM41 169V168H40ZM95 169V168H94ZM138 169V168H137ZM166 169V168H164ZM174 169V168H173ZM199 169V167L197 168ZM238 169V168H237ZM32 170V169H31ZM50 170V169H49ZM89 170V169H87ZM92 170V169H91ZM96 170V169H95ZM114 170V168H113ZM123 170V169H122ZM131 170V169H130ZM201 170V169H200ZM205 170V169H204ZM202 171L201 172H205V171ZM226 170H224L226 172ZM6 171V170H4ZM8 171V170H7ZM6 171V172H7ZM18 171V170H17ZM45 171V170H44ZM52 171V170H51ZM108 171V170H107ZM112 171V170H111ZM121 171V170H120ZM125 171V172H124ZM134 171V170H133ZM132 171V172H133ZM163 171V170H162ZM161 171V172H162ZM210 171V170H209ZM32 171H30L31 173ZM91 172V171H90ZM88 172V175L89 173ZM93 172V171H92ZM91 172V173H92ZM106 172V171H105ZM123 172L127 173L126 170H123ZM136 172V171H135ZM139 172V171H138ZM136 172V173H138ZM201 172L199 174H201ZM17 173V172H16ZM37 173V172H36ZM145 173V172H144ZM143 173V174H144ZM164 173V172H162ZM227 173V172H226ZM235 173V172H234ZM115 174V173H114ZM129 174V173H128ZM230 174V173H229ZM49 175V174H47ZM54 175V174H53ZM91 175V174H90ZM101 175H104V174H101ZM100 177L102 178L103 176ZM131 175V174H130ZM135 175V174H134ZM138 175V174H136ZM140 175V174H139ZM138 175V176H139ZM147 175V174H146ZM152 175V174H151ZM149 175V176H151ZM156 175V174H155ZM231 175V174H230ZM37 176V174H36ZM35 176V177H36ZM46 176V175H45ZM50 176V175H49ZM133 176V175H132ZM131 176V177H132ZM141 176V175H140ZM144 176V175H143ZM142 176V177H143ZM158 176V175H156ZM154 176V177H156ZM203 175H201L202 177ZM206 176V175H205ZM204 176V177H205ZM2 177V176H1ZM99 177V178H100ZM113 177V175H112ZM127 177V176H126ZM131 177L129 178V181H133V180H130ZM135 177V176H134ZM140 177V178H142ZM146 177V176H145ZM203 177V178H204ZM89 178V177H88ZM87 178V179H88ZM91 178V177H90ZM120 178V177H119ZM147 178V177H146ZM159 178V177H158ZM1 179V178H0ZM36 179V178H35ZM39 179V178H38ZM48 179V178H47ZM80 179V178H79ZM102 179H105V178H102ZM101 179V180H102ZM126 179V178H124ZM136 179V177H135ZM207 179V178H206ZM224 179V178H223ZM222 179V180H223ZM231 179V180H230ZM34 180V178H33ZM39 180H42V179H39ZM46 180V179H45ZM138 180V179H137ZM137 180H135L137 182ZM172 180V181H173ZM225 179L224 181L227 182ZM249 180L252 181L251 183L254 182V184H256V186L254 187V189L250 188V183H249ZM31 181V179H30ZM54 181V180H53ZM98 181V179H97ZM118 181V180H117ZM123 181V179L121 180ZM139 181V180H138ZM150 181V179H149ZM148 181V182H149ZM161 181V180H160ZM221 181V180H220ZM28 182V181H27ZM33 182V181H32ZM38 182V180H37ZM109 182V181H108ZM115 182V180H114ZM141 182V181H140ZM143 182H146L143 180ZM152 182H155V183H158V181H156L155 179H153ZM166 182V181H165ZM176 182V181H174ZM223 182V185L224 183ZM45 183V182H44ZM52 183V182H51ZM50 183V185H51ZM76 183V182H75ZM104 183V182H103ZM118 182H116L117 184ZM124 182H122L123 184ZM132 183V182H130ZM154 183V184H155ZM161 183V182H160ZM159 183V184H160ZM222 183V181H221ZM220 183V184H221ZM228 183V182H227ZM37 184V183H36ZM142 184V182H141ZM150 184V182H149ZM165 183H163L164 185ZM166 184H168V181L166 182ZM171 184H174V183H171ZM177 184V182L175 183ZM184 184V182L182 183ZM253 184V186H254ZM10 185V184H9ZM23 185V184H22ZM21 185V186H22ZM33 185V183H32ZM104 185V184H103ZM115 185V184H114ZM124 185V184H123ZM127 185V184H126ZM133 185H134V182H133ZM137 184H135L136 186ZM140 185V184H139ZM151 185V184H150ZM170 185V182L169 184ZM24 186V185H23ZM31 186V185H30ZM28 186V187H30ZM45 186V185H44ZM43 186V188H44ZM76 186V184H75ZM81 186V185H80ZM141 186V185H140ZM144 186V185H143ZM149 186V185H148ZM152 186V185H151ZM155 186L158 188L159 186H157V184H155ZM177 186V185H176ZM183 186V185H182ZM228 186V185H227ZM12 187V184L11 186ZM20 187V186H19ZM18 187V188H19ZM36 187V186H35ZM55 187V186H54ZM74 187V186H73ZM107 187V185H106ZM110 187V186H109ZM120 187V186H119ZM127 187V186H126ZM130 187V186H129ZM134 187V186H133ZM138 187V186H137ZM142 187V186H141ZM146 187V186H145ZM150 187V186H149ZM162 183H161V190H162ZM167 187V186H165ZM172 187V186H171ZM181 187V186H179ZM184 187V186H183ZM223 187H226V186H223ZM222 187V189H224ZM69 188H70V185H69ZM76 188V187H75ZM82 188V187H80ZM112 188V187H111ZM113 188H116L113 187ZM135 188V187H134ZM148 188V187H147ZM170 188V187H168ZM168 188H165V189H168ZM175 188V187H174ZM13 191H12V198L11 200L7 203L6 205V208L10 207L11 204H15L16 201V196L17 194L15 193V189L17 188H12ZM31 190V188H29ZM40 189V188H38ZM50 189V187H49ZM48 189V190H49ZM66 189V188H65ZM71 189V188H70ZM69 189V190H70ZM101 189V188H100ZM118 189V188H117ZM116 189V190H117ZM132 189V188H131ZM163 188V190H165ZM181 189V188H180ZM220 189V190H219ZM237 189V187H236ZM251 189V190H250ZM68 190V188L66 189ZM73 190V189H72ZM77 190V189H76ZM84 190V189H83ZM111 190V189H110ZM115 190V189H114ZM125 190V188H124ZM134 190V189H133ZM138 191V189H135ZM154 192H156L155 190H159L160 189H153ZM44 191V190H43ZM53 191V190H52ZM88 191H89V187H88ZM123 191V190H122ZM129 191V190H128ZM136 191V192H137ZM158 191V192H159ZM168 191H171L168 189ZM177 191V190H175ZM179 191V190H178ZM181 191V190H180ZM182 191H186V190H183L182 188ZM191 191V192H192ZM225 191V190H224ZM233 191V190H232ZM40 192V190L38 191V193ZM42 192V190H41ZM40 192V193H41ZM47 192V191H46ZM68 192L70 191H67L65 192V195L68 194ZM83 192V191H82ZM91 192V191H89ZM96 192V191H95ZM106 192V190H105ZM115 192V191H114ZM113 192V193H114ZM127 192V191H126ZM131 192V191H129ZM164 192V191H163ZM187 192V191H186ZM19 193V192H18ZM22 193V192H21ZM75 193V192H74ZM94 193V192H93ZM92 193V194H93ZM117 194V191L115 192ZM134 193V192H133ZM184 193V192H183ZM182 193V195H183ZM234 193V192H233ZM1 194V193H0ZM3 194V193H2ZM33 194V193H32ZM45 194V193H44ZM50 194V193H49ZM56 194V193H55ZM64 194V193H63ZM62 194V195H63ZM78 194H80L78 192ZM91 194V195H92ZM105 194V193H104ZM141 194V193H140ZM150 194V193H149ZM155 194V193H154ZM158 194V193H156ZM163 194V193H162ZM161 194V196H162ZM181 194V192L179 193ZM252 194V195H251ZM27 195V194H26ZM42 195V194H41ZM64 195V196H65ZM76 195V193H75ZM99 195V194H98ZM108 195V194H107ZM120 195V194H119ZM145 197L148 196L147 194H144ZM151 195V194H150ZM167 195V194H165ZM169 195V194H168ZM167 195V196H168ZM191 195V194H190ZM193 195V194H192ZM216 196L217 198V201L214 202L215 204H212V196ZM226 195V194H225ZM233 195V199H235L234 201H230L229 199L232 197ZM2 196V195H1ZM29 196V195H28ZM35 196V195H34ZM46 196V195H45ZM53 196V195H52ZM64 196L61 198L62 200H64ZM78 196V195H76ZM75 196V198H77ZM114 196V195H113ZM117 196V195H116ZM115 196V197H116ZM122 196H125V195H122ZM126 196H127V193H126ZM141 196V195H140ZM143 196V195H142ZM156 196V195H155ZM171 196V195H170ZM186 196V195H185ZM214 196V197H215ZM41 197V196H40ZM39 197V198H40ZM67 197V196H66ZM84 197V196H83ZM94 197V196H93ZM96 197V196H95ZM99 197V196H97ZM114 197V198H115ZM120 197V196H119ZM136 197V196H135ZM150 197V196H149ZM172 197V196H171ZM213 197V198H214ZM36 198V197H35ZM43 198V197H42ZM46 198V197H45ZM55 198V197H54ZM64 198V199H63ZM80 198V197H79ZM92 198V197H91ZM90 198V199H91ZM137 198V197H136ZM142 198V197H140ZM147 198V197H146ZM157 199L158 201V198L157 197H154ZM165 198V196H164ZM184 198V197H183ZM215 198V199H216ZM93 199V198H92ZM97 199V198H96ZM132 199V198H131ZM144 199V197H143ZM161 199V198H160ZM163 199V197H162ZM168 199V198H166ZM172 199V198H170ZM28 200V199H27ZM45 200V199H43ZM60 200V202L62 201ZM74 200V199H73ZM78 200V198H77ZM81 200V199H80ZM106 200V199H105ZM142 200V199H141ZM140 200V201H141ZM146 200V199H145ZM189 200V199H188ZM33 201V200H32ZM36 201V200H35ZM45 201H48L45 200ZM82 201V200H81ZM102 201V200H101ZM121 201V200H120ZM124 201V200H123ZM168 201V200H166ZM171 201V200H169ZM94 202V201H93ZM104 202V201H103ZM109 202V201H108ZM125 202H129V201H125ZM148 202V200L146 201ZM162 202V200H161ZM190 202V201H188ZM36 203V202H35ZM53 203V202H52ZM87 203V202H86ZM123 203V202H122ZM131 203V202H129ZM134 203V202H133ZM140 203V202H139ZM145 203V202H144ZM157 203V202H156ZM160 203V202H159ZM167 203V202H166ZM41 204V203H40ZM36 205L37 208L38 206L40 205ZM46 204V203H45ZM51 204V203H50ZM61 204V203H60ZM112 204V205H113ZM120 204V203H119ZM152 204V206H151ZM165 204V203H164ZM162 204V205H164ZM19 205V204H18ZM20 205H23V204H20ZM18 206L19 208H21V206ZM78 206V204H76ZM93 205V204H92ZM102 205V204H101ZM108 205V204H107ZM110 205V204H109ZM135 205V204H134ZM157 205V204H156ZM167 205V204H166ZM13 206V205H12ZM32 206V205H31ZM34 206V205H33ZM32 206V207H33ZM44 206V205H43ZM46 206V205H45ZM50 206V205H49ZM88 206V205H87ZM95 206V205H94ZM105 206V205H104ZM127 206V205H126ZM25 207V206H24ZM29 207V206H28ZM48 207V206H47ZM46 207V209H47ZM71 207V205H70ZM81 207V206H79ZM97 207V206H95ZM99 207H100V204H99ZM106 207V206H105ZM218 207L219 209V212H220V209H226L227 207L229 208H238V212L239 213V216H238V219H237V224H236V227H237V231L239 232V234L241 235V251H240V254L239 257L238 255H235L237 257V259H239V261H235L236 259L232 260L231 258H229L230 256L227 255V254H230V251H228L229 253H225V252H222V251H217L213 248H209L208 247V244L205 242V241H201L202 243H200L199 245L197 243H199L198 241L201 239L202 236H204L208 231L206 229H203L201 227V225L203 223H207L208 222L210 223L215 215L217 216V212L212 215V212L209 210V208H212L213 209H216ZM41 208V207H40ZM39 208V209H40ZM45 208V207H44ZM49 208V207H48ZM52 208H53V205H52ZM62 208V206L60 207ZM59 208V209H60ZM69 208V207H68ZM72 208V207H71ZM82 208V207H81ZM80 208V209H81ZM85 208V206L83 207ZM82 208V209H83ZM93 208V206H92ZM108 208V207H107ZM111 208V207H110ZM109 208V209H110ZM16 209V208H15ZM26 209V207L24 208V210ZM29 209V208H27ZM31 209V208H30ZM29 209V212L30 213V210ZM34 209V207H33ZM78 209V207H77ZM86 209V208H85ZM88 209V208H87ZM96 209V208H95ZM101 209L104 211H106L107 209H105L104 207ZM19 210V209H18ZM22 210V209H21ZM20 210V211H21ZM36 210V209H35ZM44 210V209H43ZM49 210V209H48ZM75 210V208H74ZM84 210V209H83ZM93 210V209H92ZM91 210V211H92ZM97 210V209H96ZM111 210V209H110ZM110 210H109V213H110ZM1 211H4L1 210ZM10 211V210H9ZM7 211V212H9ZM36 211H39V210H36ZM35 211V212H36ZM46 211V210H44ZM72 211V210H71ZM80 211V210H79ZM77 211V214L78 212ZM87 211V210H85ZM94 211V210H93ZM103 211V212H104ZM108 211V210H107ZM215 211V210H214ZM19 212V211H18ZM40 212V211H39ZM47 212V211H46ZM68 211H66L65 213L67 214ZM73 212V211H72ZM88 212L89 209H88ZM98 212V211H97ZM233 212V211H232ZM1 213V212H0ZM21 213V212H19ZM25 213V212H24ZM32 213V212H31ZM37 213V212H36ZM35 213V214H36ZM45 213V212H44ZM76 213V212H75ZM80 213H82V211H80ZM99 214L103 215L105 213H100L98 212ZM108 213V215H109ZM211 213V214H210ZM8 214V213H7ZM34 214V213H32ZM34 214V215H35ZM70 215V213H68ZM84 213L81 214V216H83ZM113 214V213H112ZM38 215V214H37ZM36 215V216H37ZM74 215V214H72ZM80 215V214H79ZM79 215H76L75 218H78L79 219ZM87 215V214H86ZM96 215V214H95ZM111 215V214H110ZM109 215V216H110ZM6 216V215H5ZM16 217V213L14 210H12L9 215L7 217H5L4 219H1L0 220V229L3 227H7L8 226V222L10 220H12L13 218ZM21 216V214L19 215ZM18 216V217H19ZM25 216V215H24ZM28 216V214H27ZM38 216H41V215H38ZM43 216V215H42ZM45 216V215H44ZM66 215L64 214V217ZM80 216V217H81ZM104 216V215H103ZM108 216V217H109ZM125 216V215H124ZM123 216V217H124ZM1 217V216H0ZM63 217V216H62ZM73 217V216H72ZM100 217V216H99ZM106 217V216H105ZM134 217V216H133ZM45 218V217H44ZM107 218V217H106ZM110 218V217H109ZM120 218V217H119ZM131 218V216H130ZM18 219V218H17ZM23 219V218H22ZM21 219V220H22ZM36 219V218H35ZM38 219V217H37ZM37 219L34 221V222H38L40 220L37 221ZM46 219V218H45ZM63 219H68V217L66 216V218H63ZM62 219V220H63ZM91 219V218H90ZM102 219V218H101ZM111 219V218H110ZM216 219V218H215ZM19 220V219H18ZM31 221V219H28ZM61 220V221H62ZM72 220V218H71ZM77 220V219H76ZM74 218H73V221H76ZM80 220L82 221V219L80 218ZM79 220V221H80ZM84 220V219H83ZM104 220V219H103ZM27 221V220H26ZM59 221V222H61ZM70 221V220H68ZM94 221H95V218H94ZM98 221V219L96 220ZM95 221V222H96ZM19 222V221H18ZM28 222V221H27ZM27 222H25L24 220L21 221V226L25 228V225L27 224ZM33 222V221H32ZM33 222V224H34ZM40 222V221H39ZM64 222V220H63ZM88 222V221H87ZM58 223V222H57ZM82 223V222H81ZM84 223H85V220H84ZM88 223H91V222H88ZM30 224V223H29ZM28 224V225H29ZM32 224V223H31ZM51 224V223H50ZM69 224V223H68ZM83 224V223H82ZM92 224V223H91ZM129 224V223H128ZM20 225V223H19ZM27 225V227H28ZM38 225V223H37ZM44 225V224H43ZM64 225V224H63ZM61 225L60 223L56 224L55 225V228L56 230L53 232L51 230V228H45L44 229V234H43V239L42 242L40 241L37 245V251L36 253L38 252V250L40 249V246L43 244L45 245V247H43L44 249V252H43V258L45 260H48L49 259V262L50 264H52V262L54 261V257L57 255V253L62 250L61 248V244L64 242V240L66 239V236H68L66 233L68 232L67 231V226L66 225ZM86 225V224H85ZM89 225V224H88ZM95 225H98V224H95ZM209 225V224H208ZM212 225V224H211ZM210 225V226H211ZM31 226V225H30ZM33 226V225H32ZM40 226V225H39ZM39 226H37L39 228ZM45 226H46V223H45ZM51 226V225H50ZM74 226V225H73ZM90 226V225H89ZM89 226H87L89 228ZM91 226H94V225H91ZM54 227V226H53ZM71 227V226H70ZM78 227V225L76 226ZM86 227V226H85ZM98 227V226H97ZM204 227V226H203ZM69 228V227H68ZM75 228V227H73ZM79 228V227H78ZM81 228H84V227H81ZM80 228V229H81ZM95 229L92 230V227L90 230H92L93 232L91 233H94V230H96L97 228L96 227H93ZM7 229V228H6ZM85 229V228H84ZM4 231L5 228L3 229ZM26 230V228H25ZM24 230V231H25ZM31 230V229H30ZM38 233H39V229H37ZM42 230V229H41ZM73 230V229H72ZM77 230V229H76ZM82 230V229H81ZM86 230V229H85ZM9 231V230H8ZM35 231V230H34ZM70 231V230H69ZM83 231V230H82ZM89 231V230H88ZM87 231V232H88ZM98 231V230H97ZM99 231V232H100ZM3 232V231H2ZM2 232L0 233L2 236ZM14 232V231H13ZM20 232V231H19ZM30 232V231H29ZM78 232V230H77ZM76 232V233H77ZM87 232H81V233H84V234H87ZM21 233V232H20ZM19 233V234H20ZM24 233V232H23ZM22 233V234H23ZM26 233V231H25ZM31 233V232H30ZM33 233V232H32ZM31 233V234H32ZM70 233L69 232V237H70ZM73 233V232H72ZM97 233V232H96ZM66 234V235H65ZM100 234V233H99ZM7 235V234H6ZM77 235V238L76 240L78 241L81 236L79 237L78 234ZM82 235V234H80ZM92 235H95V234H92ZM91 235V236H92ZM29 236V235H28ZM35 236H36V233H35ZM72 236V234H71ZM74 236V235H73ZM73 236L71 237V239L73 238ZM83 236V235H82ZM89 237V235H86ZM90 236V237H91ZM99 236V235H98ZM215 236V234H214ZM24 237V236H23ZM22 237V238H23ZM31 237V236H30ZM75 237V236H74ZM84 237V236H83ZM82 237V238H83ZM100 237H104L103 235L100 236ZM3 238V237H2ZM7 238V237H6ZM39 238V237H38ZM86 238V237H84ZM97 239V237H95ZM213 238V237H212ZM31 238H29L30 240ZM40 239V238H39ZM75 238H73L74 240ZM88 239V238H87ZM94 239V238H93ZM95 239V241L97 242V240ZM99 239V238H98ZM104 239V238H103ZM113 239V240H112ZM5 240V239H4ZM23 240V239H22ZM69 240V239H68ZM66 240V242H68L66 245L67 247H65L66 251L67 250H74V252L76 251H79V247H81L80 243H79V246L78 244L75 245L73 240ZM91 240V239H90ZM101 240V239H100ZM105 240V239H104ZM103 240V241H104ZM215 240V239H213ZM1 241V239H0ZM28 241V240H27ZM26 241V242H27ZM33 241V240H32ZM84 241V240H83ZM88 241V240H87ZM211 241V240H210ZM66 242H64L63 244H65ZM94 242V241H93ZM95 242V244H96ZM100 242V241H98ZM105 242V241H104ZM103 242V244H104ZM214 242V241H212ZM42 243V244H41ZM85 243V242H84ZM211 243V242H210ZM209 243V245H210ZM9 244V243H8ZM30 244V241L29 243ZM62 244V245H63ZM106 244V243H105ZM238 244V243H237ZM13 245V244H12ZM83 245V244H82ZM91 245V242L89 241V245ZM99 245V244H98ZM112 245V246H113ZM235 245V244H234ZM0 246L1 243H0ZM28 246V245H26ZM32 246V245H31ZM86 246V245H85ZM96 245H93L92 247H94ZM102 246H105V245H102ZM211 246V245H210ZM83 247V246H82ZM90 247V248H92ZM101 247V246H100ZM107 247L109 248V246L107 245ZM236 246H234L235 248ZM88 248V247H87ZM98 247L95 248V250L97 249ZM102 248V247H101ZM106 248V246H105ZM3 249V248H2ZM42 249V248H41ZM64 249V250H65ZM83 249V248H82ZM93 249V248H92ZM91 249V250H92ZM1 250V249H0ZM85 250V248H84ZM94 250V249H93ZM235 250V249H234ZM233 250V251H234ZM81 251V249H80ZM83 251V250H82ZM90 251V250H89ZM102 251V249H100V252ZM105 251V250H104ZM1 252V251H0ZM68 252V251H67ZM67 252L63 251V253H66V257L68 256L67 255ZM99 252V253H100ZM106 252V251H105ZM42 253V252H41ZM70 253V251H69ZM80 253V252H79ZM84 253V252H83ZM95 253V251H94ZM102 253V252H101ZM197 253L200 254V256L197 255ZM235 253V251H234ZM1 254V253H0ZM61 254V253H59ZM82 254V253H81ZM25 255V254H24ZM40 255V254H39ZM38 255V256H39ZM63 255V254H61ZM76 255V254H75ZM74 255V256H75ZM103 255V254H102ZM1 256V255H0ZM37 256V255H36ZM58 256V255H57ZM73 256V257H74ZM97 257L98 255H94V257ZM70 258H73L70 254L69 256ZM79 258V256H76ZM76 257L73 259V262L74 260L76 259ZM84 257V255H83ZM232 257V258H234ZM93 258V255L91 257V260H93V262L96 260V259H99L96 258L95 260L92 259ZM119 258V259H118ZM24 259V258H23ZM41 259V257H40ZM43 259V260H44ZM102 259V258H101ZM42 260V259H41ZM61 260V259H60ZM66 260V259H65ZM69 261V259H67ZM100 260V259H99ZM98 260V261H99ZM56 261V259H55ZM58 261V260H57ZM64 261V260H62ZM67 261V262H68ZM77 261V260H75ZM81 261V260H79ZM83 261V260H82ZM114 261V263H115ZM121 261V260H120ZM121 261V262H122ZM70 262V261H69ZM71 261V263H73ZM86 262V261H85ZM92 262V263H93ZM96 262V261H95ZM117 262V261H116ZM122 262V263H123ZM46 263V262H45ZM44 263V264H45ZM59 264L61 262H58ZM99 263V262H98ZM121 263V264H122ZM48 264V263H47ZM70 264V263H69ZM83 264V263H82ZM90 264V262L88 263ZM95 264V263H93ZM97 264V263H96ZM119 264V262H118Z\"/></svg>",
    "mask_w": 264,
    "mask_h": 264
}]
</instances>
